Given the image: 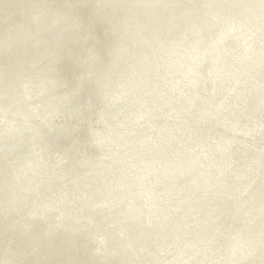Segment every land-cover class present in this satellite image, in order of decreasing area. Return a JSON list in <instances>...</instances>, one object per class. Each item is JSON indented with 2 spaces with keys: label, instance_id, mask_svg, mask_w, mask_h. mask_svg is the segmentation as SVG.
<instances>
[{
  "label": "rangeland",
  "instance_id": "1",
  "mask_svg": "<svg viewBox=\"0 0 264 264\" xmlns=\"http://www.w3.org/2000/svg\"><path fill=\"white\" fill-rule=\"evenodd\" d=\"M23 1L24 0H21V1L20 0H13V2H16L17 4H19L18 7L22 11V16H28V15H30V13L32 15H34L36 13H34L33 10H35V9L40 10V8L42 9L44 7H47V6H45L44 2H43L44 6H42V7L40 6V5H42V0H34V1L33 0H25L24 2ZM39 1L41 2V4ZM106 1L107 0H95V4H94L95 11H96L95 20L97 22V28L94 29L95 30L94 42H95V46H96L97 59H98V57L107 59V52L110 51V53H112L111 54V60H112L111 69H112V73L114 74V77H113V80L111 79V82H110V86H111V88H113V92L111 91V94H109L110 97H108V100H111L110 103L112 104V105H110V104L109 105H110V107L117 105L118 108H120V107L124 108L123 103L125 102L126 103V109H128V110H126V116H125L126 120L124 118L122 123L119 122V124H118L119 127L117 126L116 127L117 129L115 128L116 130L115 129L110 130L108 133V136H106L107 134H105L103 140L97 141V142H102V147L106 146L104 148V150L101 153H99V155H97L95 153H93L94 155L93 154H91V155H92V160L93 159L96 161L99 160V162L101 163L100 165L102 166V169L104 168L103 166H106V165L110 166V164L112 163L111 165H115V168L118 167L117 169H119V170H117L116 173L110 172L113 179H111L110 186L107 185L108 188L106 187V185H104L103 180L105 178V174L110 175V173L101 171L100 176L93 183L94 184L93 190L89 191L87 193V195L85 196V201L79 200L76 198H72L71 200H73V201H71L69 197H67L66 200L63 199V192H65V197H66L68 188L65 187L64 181L60 179V176L65 175V178L68 180L70 177L69 171H65V173H62V171H58L59 177L53 175V178L50 179L49 181H47L46 186H44L43 189H41V190H44L41 193V195L38 197H35V198H31V196H28V195H24V196L21 195L22 190H20L18 188V185H16L17 177H16L15 172L11 173L10 170L0 169L1 170L0 171L1 179H7L8 176L9 177L11 176V181L13 182V187H11V190H12L11 196H9V194L5 191L6 188H3V189L0 188V200L3 201L2 203L0 201V207H1L0 210L2 209L0 212V260H1L0 264H6V263L7 264H111V263H114V261H115V264H264V159H261L260 161L258 160L257 164L254 165V167H252L250 169H245V167H248V166L251 167L253 165H246L245 166L242 164V162L243 163L246 162L247 158L250 157V156L247 157L248 151H246L247 148L250 146V144H251V146H253L250 148H253L252 150L254 153H258L261 150L264 152V132H262L261 135H256V138L253 137V139H250V142L247 140H244L243 142L241 141L242 142V144H241L242 148L239 147V149L237 148L238 150L235 149L233 151H230L227 158L224 159V164H228L229 166L237 164V165L241 166L240 171H239L240 173H237V175L238 174L239 175H247L245 179L238 181V182H234L231 178L226 177V179L224 180L225 182L221 183V186H214L213 185V186L209 187V189L207 191V194L209 197L206 196V192H204V190H203V193L205 194V196H203V198H204L203 200L198 199L199 198L198 193H193V195H190L193 192L192 187H194V188L196 187L195 181L198 180L197 176L200 175V172L201 173L202 172L203 173L204 172H211L212 168H210V165H214L217 168L220 165V162H218L219 161L218 156L223 154L224 140L230 139V136L228 134H226V133L222 134L224 132L223 130H225L223 128L225 126L222 125L223 120H227V121H225L226 125L230 124L236 130L243 131L244 134L250 133V127H252V126L254 127V124L258 123V122H256L257 119H259L261 121L263 120L261 123H264V108H261L259 106H258V113L255 114V111L252 114L247 112L248 114L253 115V116L248 115L246 117L245 120H247L246 122H249V124H245V126H240V124L238 123L240 120V111L235 112V108L238 107L239 102H241L243 100L242 103H244L245 89L248 88L247 89L248 92H247V96H246L244 105L246 104L247 97L250 94L249 93L250 92L249 91L250 85L252 88V86L254 84L253 88L257 87L259 89L260 95L259 94H257V95L264 98V78H262V76H259L261 74V71L259 72V74H256V71L260 70L264 64V52L261 51V50H264V20H263L264 15L261 18V16H262L261 14H263V12H264V5H263L264 1L263 0L262 1L257 0L259 3V4H257L256 2L252 3L250 0H246V1L243 0V3H244V5H243L240 3L241 0H239V1L238 0H233V1L228 0L225 3L221 2L223 4V7L219 8L217 6L220 5V2L217 4L218 1L214 5V0L211 1L213 3L208 2L209 4H206L207 3V2H205L206 0H200V2H203V4H200L201 6L199 7L198 10L199 11L206 10L205 11L206 13L204 12L205 16L203 17V20L201 19L202 21L198 20V18H195V20L194 19H192V20L188 19V17H189L188 12L189 11L187 12L186 9L183 11L185 4L187 5V3H188V0H182V1L181 0L180 1L179 0H161L162 2L160 0H156V2H155V0H154V3H153V0H138L140 2L145 1L147 3H150L151 9L147 11L148 13L142 12L141 10H137L138 9L137 7H136V9H131V5L135 6V5L131 4L134 0L133 1L132 0H123V3L121 0H109L111 8H112L111 14H107ZM235 1H236V3H235ZM166 2L168 3V6H167ZM204 2L206 5L204 4ZM247 2H249V3L247 4ZM31 3H32V5H31ZM238 3H240V6L243 5V10L247 13V14L245 13V15H247L248 17L243 15L244 11H238V8H239ZM28 4H30V5H28ZM152 4L153 5L155 4V5L153 6ZM180 5H182V6H180ZM251 5H252V7H251ZM254 5L256 6V8ZM6 6L11 7L13 5L6 3ZM170 6H171V8H170ZM258 6L261 7L260 8L261 11L256 10ZM22 7L24 8V10ZM127 7H129L130 9H128ZM158 7L161 9L159 10ZM203 7H204V9H201ZM209 7L214 8V9L216 8V9H215V11H212L214 9H211ZM31 8H33V9H31ZM185 8H187V7H185ZM205 8H208V10ZM234 8L238 12L235 11ZM120 9L122 11V14L126 10H128V13L130 10V12L131 13L133 12V14L132 15H131V13L127 14L126 22L121 23L119 25V31H116V26L114 24V21H112V19L113 20L117 19V15H120ZM164 9H165V11H163ZM209 9L211 10L212 15H211V12ZM253 9H254V12H253ZM225 10H226V12H225ZM233 10H234V12H233ZM7 11H9V13H10L11 8H8ZM23 11H25V12H23ZM174 11H176V12H174ZM38 12H41V11H38ZM172 13H173V15H172ZM207 13H208V15H206ZM236 13H238V15H239L238 17L235 16ZM142 14H143V16H142ZM240 14L243 16H240ZM44 15L46 16V18H48L47 14L45 12H43V14L40 16H44ZM128 15L130 16V18ZM134 15H135L136 19H133ZM174 16H175V18H173ZM211 16L213 19L211 18ZM131 17H133V18H131ZM185 17H187V18H185ZM241 17H244V18H241ZM137 18H138V20H137ZM166 18H168V19H166ZM204 18H206V19L204 20ZM257 18H259V19H257ZM260 18H261V20H260ZM174 19H176V20H174ZM251 19H253V20H251ZM131 20H133V21L137 20V21L131 22ZM185 20H186V22H188L187 26H186V23H184ZM241 20L243 23L241 22ZM256 20H257V22L259 20V22L257 23ZM107 21H109V27L107 26ZM181 21L183 23H181ZM197 21H199L200 24H198ZM218 21L220 24L218 25V28H217L216 24ZM226 21L228 22V24L226 23ZM247 22H250V23H247ZM253 22H255V23H253ZM203 23H204V25H207V26H204ZM210 23H211V25H210ZM130 24L133 26L135 25L138 29L140 28L141 30L139 29L136 32L139 33V31H141V33L136 34V32H133L129 27ZM196 24H198V27L200 25L199 28L197 27L198 28V30H197L198 35L197 34L195 35ZM201 24H202V26H201ZM258 24L261 25V27H259ZM163 25L165 26V28H169V30H170L169 31L170 34L167 33L166 37L164 38L165 39L163 41L164 46H162V44L160 43L158 45L152 46V49L145 48L149 44H145L146 38L141 36V34L146 35V33L144 31H147V26L148 27L150 26V28H149L150 36L152 37V35H154L157 37L158 34L156 32L160 31ZM220 25H221V27H220ZM262 26H263V28H262ZM122 27H124L125 29ZM187 27L193 29V30H191L192 33ZM228 27H231V28H228ZM246 27H248V29ZM120 28L122 30H120ZM242 28H243V30H242ZM153 29H156V30H153ZM236 29H237V31H236ZM151 30L153 33L151 32ZM181 30L183 32L186 31L185 33L187 35H185V36L187 38L184 36L179 40L178 37H179V33L181 32ZM257 30H259V31H257ZM234 32H236L235 35H234ZM257 32H258V34H257ZM119 33H121L120 37H119ZM204 33H205V35H204ZM228 33H229V35H228ZM247 33H248V35H247ZM255 33H256V35H255ZM147 34H148V31H147ZM211 34H212V37H211ZM132 35H134V36H132ZM260 35H262V36H260ZM189 36L191 38H188ZM206 36H207V38H206ZM220 37H222L224 40L222 38L219 39ZM229 37H231V38H229ZM250 37H252V38H250ZM121 38H122V40H120ZM139 38H141V39H139ZM126 39L127 40L129 39L128 42L129 43L131 42L132 45L129 44ZM132 39L136 40V41H133ZM200 39H202V40H200ZM213 39H214V41H213ZM232 39H236V42L235 43L231 42ZM139 40H140V42L142 41L140 44H139ZM178 41H179V43H177ZM180 41L182 42L181 45H180ZM219 41H220V43H219ZM228 41L231 42L232 44L229 43ZM238 41H240V42H238ZM5 42L6 41H3L0 37V44L1 43L3 44ZM101 42L106 44L104 51L99 49V44ZM133 42H135V43H133ZM188 42H190L191 44H189ZM208 42L210 44H208ZM225 42H227V43H225ZM112 43H115L120 47L119 52L116 53V55H114L116 48L114 50H113V48H110V47H113ZM124 43H125V45H124ZM142 43H143V45H142ZM183 43H185V44H183ZM241 43H246V44L248 43L247 44L248 46L246 44H241ZM127 44H129V45L127 46ZM166 44H167V46H166ZM174 44H176V45H174ZM177 45H179L180 48L177 47ZM219 45H221V46H219ZM242 45H244V46H242ZM259 45H260V48H259ZM95 46H94V48H95ZM187 46H189V47H187ZM202 46H204V49L202 48ZM227 46H229V47H227ZM254 46H256V47H254ZM122 47H123V49H122ZM159 47H161V51L158 50ZM230 47H231V49H230ZM250 47H252V49H249ZM129 48H131V52H130ZM136 48H137V51L135 52ZM143 48H145V49H143ZM205 48H206V51L204 52L203 50H205ZM163 49H166V50H163ZM182 49H184L185 53L183 52ZM200 49H202V50H200ZM140 50H141V52H140ZM210 50H212V51H210ZM233 50L234 51L236 50V51L234 52ZM138 51H139V53L137 54ZM173 51L177 55H175V54L173 55ZM180 51H182V52H180ZM188 51H189V53H188ZM197 51H199V52H197ZM207 51H209V52H207ZM257 51H258V53H257ZM236 52H237V54H235ZM246 52L249 55V57L246 54ZM135 53H136V55H135ZM153 53L155 54L154 56H153ZM200 53H201V55H200ZM212 53L214 54V56L210 55ZM229 53L230 54L232 53L231 54L232 56H230ZM259 53H262V54L260 55ZM140 54H141V57H140ZM147 54L149 57L147 56ZM160 54H162L161 55L162 57L159 56ZM194 54H196L197 56ZM204 54L205 55L207 54L206 55L207 58ZM156 55H158V56H156ZM198 55H199V57H198ZM245 55H246V58H245ZM257 55H258V60H257ZM122 56H123V59H122ZM154 57L157 59H155ZM226 57H228V58H226ZM141 58L142 59L145 58V59L142 60ZM127 59H129V60H127ZM166 59L170 63L168 61H166ZM190 59H191V61H190ZM195 59L196 60L198 59V60L195 61ZM220 59L224 60L223 63H221ZM225 59H226V61H225ZM255 59L257 61H255ZM163 60L165 62H163ZM241 60H243V61H241ZM97 61L99 62V60H97ZM146 61H148V62L145 63ZM124 62H125V64H124ZM184 62L186 64L188 63V65H186ZM226 62H227V64H225V65H227V66H224V63H226ZM238 62H239V64H238ZM155 63H156V66H155ZM166 63L167 64L169 63V64L167 65ZM193 63L194 64L199 63L200 66H198L199 64H197V67H194V66H196V64L194 65ZM144 64H145V66H144ZM171 64H172V66H170ZM228 64H229V66H228ZM141 65L144 67H142ZM184 65H185V67H184ZM215 65H216V67H215ZM100 66L101 65L98 64V67H100ZM162 66H163V68H162ZM188 66H190L192 71L195 69L193 71L194 73H192V71L190 70V68H188ZM207 66H209V67H207ZM217 66H218V68H217ZM257 66H259L258 67L259 69L258 68L256 69ZM145 67H146V71H145ZM248 67H250V68L248 69ZM165 68H166V70H165ZM200 68L202 70H204V71L201 70L203 73L200 71ZM220 68H221V70H220ZM161 69H162V71H161ZM103 70L105 72L106 68H103ZM130 70L132 73L130 72ZM176 70H177V73H176ZM215 70H216V72H215ZM241 70H242V72H241ZM247 70L249 73L247 72ZM197 71H199L200 73ZM128 72H130V73H128ZM187 73H188V75H187ZM220 73H222V74H220ZM239 73H240V75H239ZM116 74H118V75L116 76ZM178 74H180V75L178 76ZM202 74H204V75H202ZM207 74L209 76H207ZM227 74L229 77H230V75H232L234 81L239 80L242 84L240 83L237 86H234V87L232 86L233 88H229L227 91H222V90H225L224 79H225V76L228 77ZM248 74H249V76H248ZM252 74H253V76H252ZM168 75H170L171 77ZM212 75L214 76V78H212L213 77ZM246 75H247V77H246ZM155 76L157 77V79L155 78ZM162 76H164V77H162ZM186 76L188 79H185ZM204 76H206L207 79H205ZM234 76L235 77L239 76L240 78L239 77L235 78ZM195 77H197V78L199 77V78L196 79ZM128 78H130V79H128ZM148 78H150V79H148ZM177 78H179V79H177ZM117 79H118V81H117ZM184 79H185V81H184ZM189 79H191L190 82H189ZM193 79H194V81H193ZM200 79H201V81H199ZM246 79H247V81H246ZM43 80L37 84V83H32L31 82L32 80L26 78L23 82L20 83L19 87L22 90V88H26L28 85L29 86L34 85V86H36L38 91L33 92V94L31 91H28V95L31 96V94H32V96H31L32 98L39 96L38 98L43 100L45 97H47V96L41 97L42 95L39 94V92L43 91V94L49 92L48 94L51 97V99H49L48 101H52L53 99H55L57 97L60 102H64L63 97L58 96L59 94L57 92L52 93L53 91H48L49 86L45 85V81L49 83V79L44 78ZM90 80H92L91 77L89 75H85L84 79H82L77 84H75L74 87H77V85L81 84V83H87ZM103 80H104V77H102V89H103V83H104ZM233 80H232V82H233ZM0 81H1V77H0ZM50 81L52 83V79H50ZM216 81H219V82L221 81L220 86H221L222 90H218V91L216 90L215 91L214 88H215V85L217 84ZM116 82H117V84H116ZM160 82H161V84H160ZM203 82L209 83V85L206 84V86H209V87L205 88L204 91L206 93L201 94V92H203V91H199L198 87H199V89H201V85L203 84ZM149 83H150V85H149ZM175 83H176V85H175ZM181 83H183V84H181ZM0 85H1V82H0ZM148 86H149V90H148ZM172 86H173V88H172ZM220 86H219V88H220ZM243 86L245 88H243ZM136 88H138V89L140 88V89L138 90ZM196 88H197V90L195 91ZM144 89H145V91H144ZM202 89H203V87H202ZM211 89H212L213 93L210 92ZM11 90L12 91H9V92L8 91H0V93H1L0 96L3 98H9L10 95H12V94L15 95L16 93H17L16 95L19 96L18 100L16 102V107L11 109L10 111L23 108V104L31 106L29 103H27V102L25 103L23 101L24 95L27 93V91H13V89H11ZM178 90H180V91L178 92ZM140 91H141V93H140ZM168 91H170V92H168ZM190 91H191V93L193 92L194 94L193 93L191 94ZM232 91L234 93L235 98H233V99L229 98L228 99L226 97V95H224V94L228 93V95H229ZM36 92H38V94ZM79 92L80 93L78 94V96L76 95L77 101L75 100V101H73V103L71 101L70 104L71 105L72 104H74V105H86L90 109L80 110L79 115H78L76 120L68 119V118L66 119L67 125L68 124L71 125L73 123H76V124H78V126L81 127L78 131L74 132V134L72 135L73 140H71L68 144L75 146L77 150L80 149V151L82 153H84V155L86 156L88 154V152L90 154L89 146H88V149L86 147L91 142V140H90L91 135H88V134L91 132H94V131L99 132V130H100L99 128H101V126L99 125L98 118L100 116H102V114H104L105 109L100 107V103H101L99 101L100 97H97L95 94H91L92 91H79ZM219 92L221 93L222 97L219 95L220 94ZM241 92H243L244 94H241ZM153 93H155V94H153ZM179 93H180V95H179ZM183 93L187 96V98H186V96L183 95ZM222 93L224 96L222 95ZM72 94L75 95L72 91H70L68 93V95L66 96V100H67L66 102H68V99L70 98V96ZM168 94L172 95V96H168ZM190 94L193 97H191ZM195 94H197V95H195ZM153 96H156V97H153ZM119 97H120V101H119ZM159 97L162 100L158 99ZM170 97H173V98L171 99ZM175 97L177 100L176 99L174 100ZM178 97L183 99V101L182 100L180 101V98H178ZM209 97H211V98L213 97V98L210 99ZM237 97H239V99ZM10 98H12V97H10ZM21 98H22V100H20ZM219 98H221V100ZM124 99H126V101H124ZM127 99H129V100H127ZM200 99H201V101H200ZM234 99L236 100V102ZM230 100H234V103L229 104ZM150 101H152V102H150ZM159 101L160 102L162 101V102L158 105L157 102H159ZM22 102H24V103H22ZM45 102L46 101L41 102L40 105H42V107L46 106L43 108H46L50 111L57 110L58 108H61V106H62V105L60 106L56 103L55 104H51V103L48 104L47 103L48 104L47 105ZM132 102H134V103H132ZM141 102H142V104H141ZM172 102H174V103H172ZM164 103H165V106L163 105ZM168 103H169V105H168ZM191 103L192 104L195 103L198 106H196L194 104H193L194 105L193 106V105H191ZM171 104H172V106H171ZM185 104L188 105V107L190 109H192V112L189 108L186 109L187 106L185 107ZM208 104H211V105H208ZM133 105H135V106H133ZM154 105H155V107H154ZM224 105H228V106L232 107L233 118L229 119V118H227V116L225 114L226 118L223 119V117H222L223 116V109L222 108L224 107ZM191 106H193V107H191ZM205 106L208 107L209 109H204V108H206ZM217 106H219L220 108ZM35 107H41V106H35ZM148 107H151L152 109L148 108ZM157 107H158V109H157ZM168 107H169V109H168ZM182 107H183V109H182ZM210 108L212 110L215 108L216 110L214 109V111H212ZM1 109H3V108H1ZM139 109H141L139 111V112L142 111L141 113L138 112ZM177 109H178V112H177ZM218 109H220V110H218ZM6 110H8V108L3 109L2 111H6ZM147 110H149V112ZM217 110L219 112V115H216V113H215V111H217ZM25 111H30V110L28 109ZM150 111H152V112H150ZM154 111H156V112H154ZM180 111H185V112H182V114H180L181 113ZM197 111H199V112H197ZM143 112L145 113L144 114L145 116L142 115ZM147 112L149 115L147 114ZM208 112H209V114H208ZM132 113H134L133 116H132ZM175 113L177 115H174ZM210 113H212L213 115H211ZM236 113H238V114L236 115ZM150 114H152V115H150ZM155 114H158L160 117L156 116ZM165 114L168 115L166 117L167 120H165L166 118H164ZM147 115L149 116V118ZM161 115H163V116H161ZM215 115H216V117H215ZM37 116L40 117V119H43L41 113ZM170 116H172V117H170ZM185 116H186V118H179V117H185ZM209 116H211V117H209ZM16 117L21 118L22 117L21 113L17 114ZM132 117H134L135 119ZM144 118H148V119H145V121L143 122ZM172 118L174 120H172ZM207 118H213L214 119L213 127L218 126L217 129L222 130V132H220L219 130H216V129L214 130V132H212L213 129L209 130L208 124L210 126H212V122L209 123ZM219 118H221L222 120ZM118 119H119V117H118ZM152 119L154 120V122H151V121H153ZM161 119L163 122L161 121ZM176 119H177V121H176ZM180 119H181V121H180ZM198 119H199V121H198ZM235 119H236V121H235ZM139 120H140V122H139ZM147 120H149V123L147 122ZM164 120H165V122H164ZM169 120H170L171 126L169 125ZM187 120H189L188 123H187ZM216 120L218 121V123ZM54 121L58 123V120H54ZM179 121H180V123H179ZM195 121H197V122H195ZM215 121H216V123H215ZM10 122H12V124ZM155 122H157L158 124ZM181 122L183 123V125ZM194 122L196 123L195 125H194ZM8 123L11 126L6 127V130L8 129L7 131L13 130V132L18 133L19 131L17 132V127H18V130H20L21 127L23 129V127H24L22 125L23 123L20 124L21 126L19 125L17 127H14L17 123L13 119H12V121L11 120L8 121ZM141 123H142V126H140ZM162 123L164 124L165 127L163 126ZM186 123H187V127H186ZM148 124H150V125H148ZM166 124L169 125L170 127H172V130L168 129V126ZM214 124H216V125H214ZM196 125L197 126L200 125L201 127H205V125L207 126L206 127L207 131L209 130V132L211 133V134L209 133L208 138H206L204 136V132L202 131L203 129H201V131H199V129L196 130V127H197ZM260 125L262 126L264 124H260ZM123 126H124V129H123ZM132 126H133V128L131 129ZM135 127H136V129H135ZM141 127H143V128L141 129ZM179 127L181 128V131H180ZM166 128H167V130H166ZM174 128L176 129L177 132H174L175 131ZM244 128H245V130H244ZM247 128H249V129H247ZM119 129L122 132L119 131ZM186 129H187V131H186ZM133 130L134 131L136 130V131L134 132ZM139 130H140V132H139ZM146 130H148V132ZM162 130H164V131L162 132ZM116 131H117V133H116ZM179 131H180V133H179ZM119 132L121 133V135ZM168 132L170 133L169 134V140L171 138V142L165 138L166 136L168 137ZM171 132L174 133L175 135L171 134ZM216 132L218 133V138L215 137ZM154 133H155V135H154ZM183 133H185V134H183ZM190 133H192V134L190 135ZM194 133H195V135H194ZM199 134H200V136H199ZM101 135H100V137H101ZM210 135H211V137H210ZM194 136H196V137H194ZM198 136H199V138H197ZM1 137L2 136H0V138ZM184 137H186V139ZM202 137H204V138H202ZM212 138L214 139V141H213V143H210V140ZM61 139H63V136ZM119 139H121V140H119ZM176 139L178 141H176ZM1 140H2V138H1ZM160 140L162 142H160ZM190 140H192V141H190ZM235 140H237V139L235 138ZM189 141L191 143V146H190L191 148L187 146L188 149H186L185 145H187ZM61 142L64 143L65 141H61ZM207 142H209V143H207ZM238 142H240L239 139H238ZM164 143H165V145H164ZM110 144H112V145L110 146ZM174 144L177 147V148L175 147V152L169 151V154L166 153V155H164L165 154L164 152L163 153L160 152L161 148H163L164 146L171 148L172 145H174ZM258 144H260V145H258ZM135 146L138 148H136ZM147 146H149V147L147 148ZM151 146H152V148H151ZM44 147H46V146L44 145ZM182 147H184V148H182ZM195 147L198 149H196ZM59 148H63L62 145H60ZM59 148L57 149L58 150L57 152H58V155L61 156L59 158V160L61 161L63 158V155H60ZM114 148H115V152H114ZM244 148H246V149H244ZM157 149H159V152ZM207 149H209L210 151ZM129 150H131V151H129ZM148 150H149V152H147ZM156 150H157V152H156ZM190 150H192V152ZM239 150H241V151H239ZM124 151H127V152H124ZM212 152L214 154H212ZM126 153H128V155L130 154L129 157L131 156V158H132L131 159L132 161L131 160L128 161L127 168H126V160H124V159H126L125 157L128 156ZM140 153H141V155H140ZM144 153H145V155H144ZM158 153H160V154H158ZM195 154H197V155H195ZM174 155H176V156H174ZM180 155H183V157ZM120 156H121V159H119ZM107 157H108V159H107ZM150 157L152 159H150ZM154 157H155V159H154ZM188 157H189V159H187ZM244 157H245V159H244ZM192 158L194 161L192 160ZM127 159H128V157H127ZM170 159H172V160H170ZM151 160L154 161L155 163H157V164H155L156 165L155 171H159V172L163 171L164 173H168L169 170H171V173H169L168 175L164 174V175H166V177L164 175L158 174V172H156L153 175L152 180H151V185H156V189H157L156 190V201L154 203L151 202V195L148 196V193H147V188L149 185L148 182H149V179L151 178V174H150L151 170L150 169L153 168V165H150L152 162ZM175 161H177V162H175ZM108 162H109V164H108ZM141 162H146V163H144L145 164L144 165ZM161 162H163V163H161ZM165 162H167L168 165H166ZM119 165H120V168H119ZM190 165H192V166H190ZM141 166L142 167L144 166V167L142 168ZM165 166L166 167L168 166L167 169ZM183 166L185 169L183 168ZM164 168L166 169V171ZM172 168H174V169H172ZM129 169L131 170V172L129 171ZM202 169H205V170H202ZM49 171L53 173L54 170H49ZM135 171H137V172H135ZM218 171H220V169ZM221 171L222 172L220 175H222V173L225 172L226 170L225 171L221 170ZM129 173H130V175H129ZM138 174H139V176H137ZM180 174H185V176L182 175L184 178ZM189 174L191 175V177ZM120 176H121V178H120ZM131 177H133V178L131 179ZM211 177H213L215 179L217 178V180L220 178V176L217 177L216 175L215 176L211 175ZM128 178H129V180H128ZM207 178H208V175L204 174L202 176L201 180L204 182H207L208 181ZM126 179H127V181H125ZM193 179H195V181H193ZM163 180L166 182H164ZM180 180L181 181L183 180V181L181 182ZM184 180L189 181L188 182L189 188L184 186V182H185ZM18 181H19V179H18ZM137 181H139V182H137ZM141 181H143V182H141ZM158 181H160L159 184H158ZM167 183H169L171 187L173 185L174 186L171 188ZM158 185L159 186L162 185V186L159 187ZM177 185L180 187H178ZM91 187H92V185H91ZM112 188H113V190H111ZM128 188H129V191H128ZM177 188H179L180 190H178ZM144 189H145V191H144ZM158 189L159 190L161 189V190L158 191ZM183 190H184V192H183ZM114 191H119L116 193V197L114 200L115 209L112 208V210H109V204L111 201V195L110 194H112ZM122 191H126V192H122ZM134 191H136V192H134ZM173 191L175 193H173ZM15 192H17L16 193L17 195L15 194ZM103 192H104V194H103ZM107 192H108L107 199L106 200H99L100 197L106 198ZM140 192H141V194H139ZM160 192H162V193L160 194ZM169 193L171 195H174V196H171ZM176 193L177 194L179 193L178 198H175ZM4 194H5V196H4ZM13 194H15V195H13ZM76 194H78V193H76ZM117 194L120 196H118ZM163 194H164V197H163ZM121 195H123L124 197L123 196L121 197ZM140 195H141V197H140ZM181 195H183V197ZM157 196H159V197H157ZM160 196L163 197L165 200L163 198H161ZM138 197L141 200H139ZM200 198H202L201 195H200ZM74 199H76V200H74ZM158 199L161 200V202H159ZM196 199H197V201H196ZM211 199H212V201H211ZM5 201H6V203L4 204ZM118 201H119V203H118ZM131 201H132V203H131ZM137 201H139L138 203L140 205L137 203ZM175 201H177V203L179 201V203L176 204V203H174ZM191 201L192 202L194 201L193 204H195L197 206V209H199V207L201 206L200 202L204 201L202 203V206L199 209L200 211L199 210L197 211L198 214L194 215V217L192 216L193 218L189 219L190 220L189 225L187 224V226H185V228L183 230L180 231L178 227H172V221H170V219L175 214H173V213L171 214V211L177 209V207H179V205L181 203L187 204ZM7 202H9V204ZM120 203H121V205L123 203L125 206L124 205L121 206ZM117 204H118V206H117ZM131 204H133V205H131ZM144 204H145V206H144ZM168 204H170V205H168ZM141 205H142V207H141ZM148 205H150V206H148ZM133 206H135V207L131 208ZM155 206H156V208L153 209L154 210V213H153V210H151V208H153ZM100 207L107 208L106 209L107 212L105 211V209L100 211L98 209ZM124 207L127 208V211H126V208H124ZM142 208H144V209H142ZM158 208L160 210H157ZM10 209L13 211H11ZM131 209L134 211H132ZM161 209H162V211H161ZM117 210H119V212ZM143 210L144 211L146 210V211L143 212ZM8 211H10V212H8ZM25 211H26V213H25ZM114 211L117 212V214H115ZM112 212H114V213L112 214ZM155 212L157 215L158 214L159 215L162 214V215L161 216L148 217L149 215L155 214ZM2 213L5 214V216L2 215ZM9 213H10V215H9ZM110 213L112 215H110ZM143 213H145V214H143ZM13 214H15V215H13ZM30 215L32 216L31 219H30ZM133 215H134V217H133ZM142 215H144V216L141 217ZM167 218H169V221ZM4 219H5V221H4ZM115 219L120 220V221L116 222ZM141 219H142V221H141ZM145 220L146 221L150 220V223H149V221L145 222ZM5 222H7V223H5ZM109 222H110V224H109ZM135 222H137V223H135ZM170 222H171V224H170ZM10 223H11L12 227H11ZM154 223L157 225H154ZM166 224H168V225H166ZM120 225H122V227ZM150 225H151V228L149 230L148 227H150ZM165 226H167V228ZM6 227L9 229H7ZM141 227L143 228V231L141 232L142 236H139V234H138L139 228H141ZM137 228H138V230H137ZM168 228L170 231H168ZM3 230H6V231H3ZM129 230H130V233H129ZM168 232H171V233H168ZM4 234H6V235H4ZM131 235H132V237H131ZM112 236H114V237H112ZM160 238H161V240H160ZM132 240H134V241H132ZM117 242H118V245H117ZM128 242H129V244H128ZM161 242H162V244H161ZM111 244L113 246H111ZM124 245H125V247H124ZM52 247L54 249L55 248H57V249L54 250ZM109 247H110V249H109ZM118 247H119V249H118ZM123 249H124V251H123ZM112 250H113V252H112ZM121 250L123 252H121ZM54 252H56L57 255ZM116 252H118V253H116ZM46 253H48V254H46ZM53 253H54V255H53ZM116 257H117V259H116Z\"/></svg>",
  "mask_w": 264,
  "mask_h": 264
},
{
  "label": "water",
  "instance_id": "2",
  "mask_svg": "<svg viewBox=\"0 0 264 264\" xmlns=\"http://www.w3.org/2000/svg\"><path fill=\"white\" fill-rule=\"evenodd\" d=\"M107 1L109 2V0ZM107 1L106 11L107 14H111L112 8L110 2L108 3ZM121 1L123 3V0ZM7 2L13 6L7 7ZM43 2L47 7L40 8V10H33L34 13H36L34 15L30 14L28 16H22V11L18 7L19 4L13 2V0H0V37L2 40L6 41L5 43L0 44V82H2L0 85V91H11V89H13V91H27L24 95L23 101L31 105H23V108L9 111L16 107V102L18 100L17 93L15 95H10L9 98L0 97V107L3 109L8 108L6 111H2L0 108V136H2V140L0 141V169L10 170L11 173L15 172L18 188L22 190L21 195H28L31 196V198L40 196L44 191L41 189L46 186V182L52 179L53 175L58 176V171H62V173L69 171L70 177L68 180L65 178V175L60 176V179L65 183V187L68 188L66 197L65 192H63V199L66 200V198L69 197L70 200L76 198L85 201V196L89 191L93 190V183L100 176L101 171L112 173H116L117 171V167L115 168V165L111 164L109 167L103 166L104 168L102 169V166L100 165L101 163L94 159L92 160L91 154L95 153L99 155V153L104 150L105 146L102 147V142L97 141L103 140L105 134H108L110 130L115 129L119 122L124 120L126 116V103L124 102V108H118V106L110 107L109 105L111 100H108L107 95L111 94V91H113L110 82L114 77L111 69L112 53H110V51L107 52V59L99 57L97 59L94 42V29L97 28V22L95 20L96 11L94 7L95 0H44L42 1L41 7L44 6ZM251 2H257L258 4L257 0H251ZM241 4H243V0H241ZM8 8H11L10 13L7 11ZM257 10L261 11L259 6L257 7ZM43 12H46L48 18L40 16ZM129 13L128 10H126L122 14L120 9V15H117V19H112L116 26V31H119V25L121 23L126 22V16ZM131 14H133V12ZM219 24L218 21L216 25L218 26ZM107 26L109 27V21H107ZM231 42L235 43L236 39H233ZM105 45L106 44L101 42L99 44V49L104 51ZM112 45L113 47L110 48H113V50L116 48L114 53V55H116L120 47L115 43H112ZM250 49H252V47H250ZM97 60H99V62ZM98 64L101 66L98 67ZM198 66H200V64ZM103 68H106L105 72ZM260 71L261 74L259 76L263 77L264 66L256 71V74H259ZM85 75H89L92 80L87 83L78 84L77 87H74L75 84L84 79ZM102 77H104L103 89ZM26 78L32 80V83L37 84L44 78L49 79V83L45 81V85L49 86L48 91H54L52 93L57 92L59 94L58 96H62L65 102H60L57 97L52 101H48L51 97L48 93L43 94V91L39 92V94L42 95L41 97L47 96L43 100L38 97L32 98L31 96L33 92L37 91L36 86H27L26 88H22V90L19 87L20 83ZM50 79H52V83ZM224 80L225 91H227L228 88H232V86H237L241 83L239 80L234 81L232 75H230V77L225 76ZM220 85L221 82L217 81L215 91L222 90L219 88ZM202 87L203 90H205L206 84L204 82L201 88ZM203 90L199 89V91ZM28 91H32L31 96L28 95ZM70 91L75 95L72 94L68 99V102H66V96ZM79 91H92L91 94L100 97V107L105 109L104 114L98 118L99 125L101 126L99 132L94 131L88 134L91 135V142L86 147L88 149L89 146L90 154L88 152L86 156L80 151V149L77 150L75 146L68 144L73 140L72 135L74 132L78 131L81 127L76 123L67 125L66 119L76 120L80 110L90 109L86 105L70 104L71 101L72 103L75 100L77 101L76 95L80 93ZM201 93L204 94L205 91ZM241 94L244 93L241 92ZM224 95H226L228 99H232L234 93L231 92L229 95L228 93H225ZM234 100H230L229 104L234 103ZM44 101H46V104L56 103L62 105V107L50 111L43 108L46 106L42 107V105H40V103ZM124 101H126V99H124ZM258 106L264 108L263 97L256 98L248 108L245 107L244 103L239 102L238 107L235 108V112L240 111V126L249 124V122L245 121L248 116L247 111L251 110V113L255 111L256 114L258 113ZM28 109L30 111H24ZM20 113L22 117H16V115ZM40 113L43 119H40V117L37 116ZM215 113L216 115H219L218 111H215ZM225 114L227 118H233L231 106L224 105L223 119L226 118ZM12 119L17 123L15 127L22 123L25 127H23L18 133L7 131L6 127L11 126L8 121H12ZM54 120H58V123ZM225 121L227 120H223L222 124L225 126L223 133L228 134L230 139L224 140L223 154H221L222 156H218L220 161L218 168L214 167V165H210V168H212L211 172H202L197 176L198 180L195 181L196 187H192V194L199 193V199L200 195L202 199L203 196H205L203 190L206 192V196L209 197L207 194L209 187L213 185L221 186V183L225 182L224 180L226 177L231 178L234 182L246 178L247 175H237V173H240L241 166L237 164L231 166L224 164V159L227 158L230 151L235 149L238 150L239 147L242 148L241 144L244 140L250 142V139H253V137L256 138V135H261V133L264 132L263 127L257 129L256 132L244 134L240 130H235L232 125H226ZM208 122L214 123V119L209 118ZM194 124L196 123L194 122ZM217 128L218 126L213 127L208 124V129H213V131L215 129L219 130ZM197 129L200 131L203 129L204 136L208 138L210 132L209 130L207 131L206 126L201 127L198 125L196 127V130ZM219 131L222 132V130ZM62 136L63 139H61ZM215 137L218 138L217 132ZM165 138L169 140V133L168 137L166 136ZM235 138L237 140H235ZM238 139L240 142H238ZM61 141L65 142L62 143ZM210 143H213V141L210 140ZM60 145H62L63 148H59ZM187 146H191L190 141L185 145L186 149ZM175 147V144L172 145L171 148L164 146L161 148L160 152H164V155H166L168 151L175 152ZM250 147L253 146L250 144L246 150L248 151L247 157H250L247 158L246 162H242V164L245 166H253L245 167V169L254 167L258 160L260 161L261 159H264V152L262 150L258 153H254L252 150L253 148ZM58 148L60 155H63L61 161L59 160L61 156H59L57 152ZM131 159L132 158L130 157L128 159L126 157V168L128 161ZM219 169L226 171L220 175L221 171H218ZM49 170L54 171L52 173ZM204 174L208 175L207 182L201 180ZM180 175L182 176L185 174ZM211 175H216L217 177L220 176V178L217 180L211 177ZM111 179H113L111 173L110 175L105 174L103 180L104 185L110 186ZM0 184V188H6L5 191L11 196V187L13 186L11 176L7 179H1L0 177ZM167 184L169 185V183ZM107 194L108 192L106 193V199L108 197ZM178 196L179 193L176 194L177 198ZM202 203L203 202H200V204ZM98 209L102 211L107 208L100 207ZM31 218L32 216H30V219ZM150 228L151 225L148 229L150 230Z\"/></svg>",
  "mask_w": 264,
  "mask_h": 264
},
{
  "label": "bare ground",
  "instance_id": "3",
  "mask_svg": "<svg viewBox=\"0 0 264 264\" xmlns=\"http://www.w3.org/2000/svg\"><path fill=\"white\" fill-rule=\"evenodd\" d=\"M20 1H21V0H20ZM24 1H25V0H24ZM24 1H23V2H24ZM33 1H34V0H33ZM42 1H43V0H42ZM132 1H133V0H132ZM160 1H161V0H160ZM179 1H180V0H179ZM181 1H182V0H181ZM211 1H212V0H206L205 2H207L206 4H209L208 2H211ZM217 1H218V2H217ZM226 1H228V0H214V5H215L216 2H217V4L220 2V5H218L217 7L222 8V7H223V4H222L221 2L225 3ZM232 1H233V0H232ZM238 1H239V0H238ZM245 1H246V0H245ZM250 1H251V0H250ZM18 2H19V1H18ZM36 2H37V1H36ZM39 2H40V1H39ZM127 2H128V1H127ZM149 2H150V1H149ZM155 2H156V0H155ZM161 2H162V1H161ZM205 2H204V4H205ZM259 2H260V1H259ZM7 3H8V2H7ZM25 3H26V2H25ZM28 3H29V2H28ZM130 3H131V2H130ZM130 3H129V4H130ZM153 3H154V0H153ZM166 3H167V2H166ZM176 3H177V2H176ZM186 3H187V2H186ZM211 3H213V2H211ZM235 3H236V1H235ZM235 3H234V4H235ZM240 3H241V2H240ZM240 3H238V6H239V8L237 7V8H238V11H244V10H243V5H244V3H243V5H241V6H240ZM248 3H249V2H247V4H248ZM256 3H257V2H256ZM40 4H41V2H40ZM131 4L135 5V6H132V5H131V9H136V7H137V8H138L137 10H141L142 12H147L148 10L151 9V7H150V3H147V2H145V1H143V2L141 1V2H140V1H138V0H134ZM162 4H163V3H162ZM177 4H178V3H177ZM177 4H176V5H177ZM200 4H203V2H200V0H188L187 5L185 4V7H187V8L184 7V9H183V11H184L185 9H186L187 12L189 11V12H188V13H189V14H188V16H189L188 19H190V20L194 19V20H195V18H198V20H200V21L203 20V17L205 16L204 12H205L206 10L199 11L198 9H199V7L201 6ZM206 4H205V5H206ZM228 4H229V3H228ZM258 4H259V3H258ZM28 5H30V4H28ZM31 5H32V3H31ZM152 5H153V4H152ZM154 5H155V4H154ZM154 5H153V6H154ZM165 5H166V4H165ZM182 5H183V4H182ZM182 5H180V6H182ZM210 5H211V4H210ZM24 6H25V5H24ZM24 6H23V7H24ZM40 6H41V5H40ZM167 6H168V3H167ZM178 6H179V5H178ZM183 6H184V5H183ZM207 6H208V5H207ZM235 6H236V5H235ZM245 6H246V5H245ZM248 6H249V5H248ZM254 6H255V5H254ZM254 6H253V7H254ZM23 7H22V8H23ZM94 7H95V6H94ZM129 7H130V6H129ZM129 7H127V8L130 9ZM156 7H157V6H156ZM160 7H161V6H160ZM212 7H213V6H212ZM251 7H252V5H251ZM158 8H159V7H158ZM162 8H163V7H162ZM164 8H165V7H164ZM170 8H171V6H170ZM179 8H180V7H179ZM209 8H211V7H209ZM244 8H245V7H244ZM255 8H256V6H255ZM255 8H254V9H255ZM260 8H261V7H260ZM31 9H33V8H31ZM37 9H38V8H37ZM160 9H161V8H159V10H160ZM201 9H204V7L201 8ZM205 9L208 10V8H205ZM211 9H214V8H211ZM215 9H216V8H215ZM215 9L212 10V11H215ZM217 9H218V8H217ZM234 9H235V8H234ZM254 9H253V12H254ZM7 10H8V9H7ZM23 10H24V8H23ZM209 10H210V9H209ZM229 10H230V9H229ZM229 10H228V11H229ZM249 10H250V9H249ZM256 10H257V9H256ZM25 11H26V10H25ZM25 11H23V12H25ZM30 11H31V10H30ZM30 11H29V12H30ZM157 11H158V10H157ZM161 11H162V10H161ZM163 11H165V9H164ZM181 11H182V10H181ZM183 11H182V12H183ZM221 11H222V10H221ZM235 11H237V10L235 9ZM238 11H237V12H238ZM246 11H247V10H246ZM8 12H9V11H8ZM26 12H27V11H26ZM139 12H140V11H139ZM139 12H138V13H139ZM149 12H150V11H149ZM174 12H176V11H174ZM174 12H173V13H174ZM182 12H181V13H182ZM210 12H211V10H210ZM225 12H226V10H225ZM225 12H224V13H225ZM233 12H234V10H233ZM45 13H46V12H45ZM130 13H131V12H130ZM147 13H148V12H147ZM159 13H160V12H159ZM173 13H172V15H173ZM178 13H179V12H178ZM178 13H177V14H178ZM205 13H206V12H205ZM231 13H232V12H231ZM245 13H246V12L244 11V14H243V15H245ZM259 13H260V12H259ZM27 14H28V13H27ZM30 14H31V13H30ZM42 14H43V13H42ZM140 14H141V13H140ZM149 14H150V13H149ZM156 14H157V13H156ZM169 14H170V13H169ZM215 14H216V13H215ZM218 14H219V13H218ZM241 14H242V13H241ZM241 14H240V16H243V15H241ZM246 14H247V13H246ZM260 14H261V13H260ZM263 14H264V13H263ZM31 15H32V14H31ZM131 15H132V14H131ZM138 15H139V14H138ZM154 15H155V14H154ZM181 15H182V14H181ZM206 15H208V13H207ZM211 15H212V12H211ZM231 15H232V14H231ZM233 15H234V14H233ZM261 15H262V14H261ZM44 16H45V15H44ZM128 16H129V15H128ZM142 16H143V14H142ZM157 16H158V15H157ZM184 16H185V15H184ZM213 16H214V15H213ZM235 16L238 17V16H239L238 13H236ZM245 16H247V15H245ZM45 17H46V16H45ZM133 17H134V18H133ZM133 17H131V18L136 19V18H135V15H134ZM214 17H215V16H214ZM216 17H217V16H216ZM220 17H221V16H220ZM226 17H227V16H226ZM247 17H248V16H247ZM262 17H263V15L261 16V18H262ZM126 18H127V16H126ZM129 18H130V16H129ZM145 18H146V17H145ZM158 18H159V17H158ZM160 18H161V17H160ZM173 18H175V16H174ZM185 18H187V17H185ZM211 18H212V16H211ZM211 18H210V19H211ZM223 18H224V17H223ZM231 18H232V17H231ZM241 18H244V17H241ZM252 18H253V17H252ZM261 18H260V20H261ZM166 19H168V18H166ZM176 19H177V18H176ZM176 19H174V20H176ZM201 19H202V20H201ZM205 19H206V18H204V20H205ZM207 19H208V18H207ZM212 19H213V18H212ZM221 19H222V18H221ZM232 19H233V18H232ZM234 19H235V18H234ZM257 19H259V18H257ZM127 20H128V19H127ZM137 20H138V18H137ZM137 20H134V21H137ZM224 20H225V19H224ZM238 20H239V19H238ZM244 20H245V19H244ZM251 20H253V19H251ZM263 20H264V19H263ZM134 21L131 20V22H134ZM150 21H151V20H150ZM158 21H159V20H158ZM161 21H162V20H161ZM164 21H165V20H164ZM230 21H231V20H230ZM235 21H236V20H235ZM248 21H249V20H248ZM129 22H130V21H129ZM171 22H172V21H171ZM175 22H176V21H175ZM175 22H174V23H175ZM189 22H190V21H189ZM193 22H194V21H193ZM197 22H198V24H200L199 21H197ZM209 22H210V21H209ZM241 22H242V20H241ZM256 22H257V20H256ZM258 22H259V20H258ZM258 22H257V23H258ZM135 23H136V22H135ZM141 23H142V22H141ZM152 23H153V22H152ZM176 23H177V22H176ZM176 23H175V24H176ZM178 23H179V22H178ZM181 23H183V22L181 21ZM184 23H186V26H187V23H188V22H186V20H185ZM226 23L228 24L227 21H226ZM233 23H234V22H233ZM233 23H232V24H233ZM242 23H243V22H242ZM247 23H250V22H247ZM247 23H246V24H247ZM253 23H255V22H253ZM143 24H144V23H143ZM143 24H142V25H143ZM164 24H165V23H164ZM198 24H196V27H195V29H196V30H195V35L197 34V32H198L197 30H198V28L200 27V25H199V27H198ZM206 24H207V23H206ZM213 24H214V23H213ZM237 24H238V23H237ZM125 25H126V24H125ZM136 25H137V24H136ZM138 25H139V24H138ZM147 25H148V24H147ZM167 25H168V24H167ZM180 25H181V24H180ZM194 25H195V24H194ZM203 25H204V23H203ZM210 25H211V23H210ZM214 25H215V24H214ZM238 25H239V24H238ZM258 25H259V24H258ZM134 26H135V25H134ZM134 26L131 25V24H130V26H129L130 29H131L133 32H136V31H138V30L140 29V28L138 29L136 26H135V27H134ZM144 26H145V25H144ZM144 26H143V27H144ZM163 26H164V25H163ZM163 26H162L163 29L161 28V30L158 31L159 33L156 32V33L158 34L157 37L154 36V35H152L153 38H152V37L150 36V34H149V32H150V31H149L150 26H149V27L147 26L148 34H147V31H144V32L146 33V35H145V34H144V35L141 34V36H143L144 38H146V43H145V44H149V45H147V47H145V48H147V49H152V46H154V45H158V44H160V43L162 44V46H164V43H163V41L165 40L164 38L166 37L167 33H169L170 30H169V28H165V26H164V27H163ZM174 26H175V25H174ZM201 26H202V24H201ZM204 26H207V25H204ZM223 26H224V25H223ZM226 26H227V25H226ZM226 26H225V27H226ZM233 26H234V25H233ZM242 26H243V25H242ZM242 26H241V27H242ZM250 26H251V25H250ZM250 26H249V27H250ZM255 26H256V25H255ZM143 27H142V28H143ZM197 27H198V28H197ZM208 27H209V26H208ZM220 27H221V25H220ZM259 27H261V25H259ZM259 27H258V28H259ZM122 28H124V27H122ZM156 28H157V27H156ZM175 28H176V27H175ZM180 28H181V27H180ZM187 28H188V27H187ZM193 28H194V27H193ZM211 28H212V27H211ZM217 28H218V26H217ZM228 28H231V27H228ZM233 28H234V27H233ZM246 28L248 29V27H246ZM250 28H251V27H250ZM262 28H263V26H262ZM262 28H261V29H262ZM124 29H125V28H124ZM130 29H129V30H130ZM188 29H189L190 31L193 30V29H191V28H188ZM234 29H235V28H234ZM234 29H233V30H234ZM252 29H253V28H252ZM121 30H122V29H121ZM140 30H141V29H140ZM153 30H156V29H153ZM205 30H206V29H205ZM205 30H204V31H205ZM242 30H243V28H242ZM242 30H241V31H242ZM253 30H254V29H253ZM123 31H124V30H123ZM187 31H188V30H187ZM217 31H218V30H217ZM236 31H237V29H236ZM257 31H259V30H257ZM127 32H128V31H127ZM151 32H152V30H151ZM185 32H186V31H185ZM185 32H183L182 30H181L180 33L178 32V33H179V37H178L179 40H180L182 37H184L185 35H187ZM232 32H233V31H232ZM232 32H231V33H232ZM116 33H117V32H116ZM137 33H138V32H136V34H137ZM140 33H141V31H139L138 34H140ZM152 33H153V32H152ZM191 33H192V31H191ZM193 33H194V32H193ZM214 33H215V32H214ZM223 33H224V32H223ZM235 33H236V32H234V35H235ZM244 33H245V32H244ZM120 34H121V33H120ZM122 34H123V33H122ZM169 34H170V33H169ZM199 34H200V33H199ZM224 34H225V33H224ZM245 34H246V33H245ZM257 34H258V32H257ZM260 34H261V33H260ZM177 35H178V34H177ZM197 35H198V34H197ZM204 35H205V33H204ZM216 35H217V34H216ZM226 35H227V34H226ZM228 35H229V33H228ZM247 35H248V33H247ZM255 35H256V33H255ZM262 35H263V34H262ZM262 35H260V36H262ZM103 36H104V35H103ZM132 36H134V35H132ZM200 36H201V35H200ZM202 36H203V35H202ZM218 36H219V35H218ZM223 36H224V35H223ZM231 36H232V35H231ZM251 36H252V35H251ZM97 37H98V36H97ZM123 37H124V36H123ZM174 37H175V36H174ZM185 37H186V36H185ZM193 37H194V36H193ZM197 37H198V36H197ZM211 37H212V34H211ZM216 37H217V36H216ZM240 37H241V36H240ZM245 37H246V36H245ZM245 37H244V38H245ZM126 38H127V37H126ZM131 38H132V37H131ZM169 38H170V37H169ZM186 38H187V37H186ZM188 38H191V37L189 36ZM206 38H207V36H206ZM206 38H205V39H206ZM221 38H222V37H220L219 39H221ZM229 38H231V37H229ZM237 38H238V37H237ZM250 38H252V37H250ZM258 38H259V37H258ZM260 38H261V37H260ZM135 39H136V38H135ZM139 39H141V38H139ZM184 39H185V38H184ZM202 39H203V38H202ZM202 39H200V40H202ZM205 39H204V40H205ZM222 39H223V38H222ZM239 39H240V38H239ZM121 40H122V39H121ZM126 40H127V39H126ZM132 40H133V39H132ZM182 40H183V39H182ZM191 40H192V39H191ZM223 40H224V39H223ZM229 40H230V39H229ZM232 40H233V39H232ZM241 40H242V39H241ZM257 40H258V39H257ZM261 40H262V39H261ZM3 41H4V40H3ZM128 41H129V39L127 40V42H128ZM133 41H136V40H133ZM170 41H171V40H170ZM208 41H209V40H208ZM213 41H214V39H213ZM226 41H227V40H226ZM244 41H245V40H244ZM244 41H243V42H244ZM246 41H247V40H246ZM258 41H259V40H258ZM119 42H120V41H119ZM124 42H125V41H124ZM141 42H142V41H141ZM141 42H140V40H139V44H140ZM153 42H154V43H153ZM193 42H194V41H193ZM205 42H206V41H205ZM221 42H222V41H221ZM228 42H229V41H228ZM238 42H240V41H238ZM250 42H251V41H250ZM128 43H129V42H128ZM133 43H135V42H133ZM168 43H169V42H168ZM175 43H176V42H175ZM177 43H179V41H178ZM177 43H176V44H177ZM181 43H182V42L180 41V45H181ZM188 43L191 44L190 42H188ZM201 43H202V42H201ZM213 43H214V42H213ZM215 43H216V42H215ZM219 43H220V41H219ZM225 43H227V42H225ZM229 43H231V42H229ZM257 43H258V42H257ZM261 43H262V42H261ZM129 44L132 45L131 42H130ZM129 44H127V46H128ZM136 44H137V43H136ZM136 44H135V45H136ZM171 44H172V43H171ZM176 44H174V45H176ZM183 44H185V43H183ZM183 44H182V45H183ZM196 44H197V43H196ZM208 44H210V43L208 42ZM237 44H238V43H237ZM241 44H246V43H241ZM247 44H248V43H247ZM247 44H246V45H247ZM254 44H255V43H254ZM124 45H125V43H124ZM124 45H123V46H124ZM137 45H138V44H137ZM142 45H143V43H142ZM226 45H227V44H226ZM226 45H225V46H226ZM228 45H229V44H228ZM234 45H235V44H234ZM238 45H239V44H238ZM256 45H257V44H256ZM261 45H262V44H261ZM138 46H139V45H138ZM138 46H137V47H138ZM166 46H167V44H166ZM171 46H172V45H171ZM185 46H186V45H185ZM191 46H192V45H191ZM207 46H208V45H207ZM219 46H221V45H219ZM242 46H244V45H242ZM247 46H248V45H247ZM142 47H143V46H142ZM155 47H156V46H155ZM173 47H174V46H173ZM175 47H176V46H175ZM177 47H179V45H177ZM187 47H189V46H187ZM199 47H200V46H199ZM211 47H212V46H211ZM227 47H229V46H227ZM234 47H235V46H234ZM245 47H246V46H245ZM252 47H253V46H252ZM254 47H256V46H254ZM133 48H134V47H133ZM145 48H143V49H145ZM156 48H157V47H156ZM156 48H155V49H156ZM179 48H180V47H179ZM195 48H196V47H195ZM202 48L204 49V46H202ZM218 48H219V47H218ZM221 48H222V47H221ZM238 48H239V47H238ZM259 48H260V45H259ZM122 49H123V47H122ZM172 49H173V48H172ZM188 49H189V48H188ZM230 49H231V47H230ZM244 49H245V48H244ZM249 49H250V48H249ZM129 50H130V52H131V48H129ZM141 50H142V49H141ZM141 50H140V52H141ZM158 50L161 51V47H159ZM163 50H166V49H163ZM182 50H183V52H184V49H182ZM200 50H202V49H200ZM254 50H255V49H254ZM258 50H259V49H258ZM127 51H128V50H127ZM136 51H137V48H136L135 52H136ZM148 51H149V50H148ZM148 51H147V52H148ZM153 51H154V50H153ZM159 51H158V52H159ZM185 51H186V50H185ZM192 51H193V50H192ZM203 51L205 52V51H206V48H205V50H203ZM210 51H212V50H210ZM233 51H234V50H233ZM235 51H236V50H235ZM235 51H234V52H235ZM245 51H246V50H245ZM252 51H253V50H252ZM261 51L264 52V50H261ZM118 52H119V51H118ZM133 52H134V51H133ZM155 52H156V51H155ZM180 52H182V51H180ZM190 52H191V51H190ZM197 52H199V51H197ZM207 52H209V51H207ZM243 52H244V51H243ZM249 52H250V51H249ZM124 53H125V52H124ZM138 53H139V51L137 52V54H138ZM160 53H161V52H160ZM168 53H169V52H168ZM184 53H185V52H184ZM186 53H187V52H186ZM188 53H189V51H188ZM188 53H187V54H188ZM192 53H193V52H192ZM232 53H233V52H232ZM232 53H231V54H232ZM257 53H258V51H257ZM158 54H159V53H158ZM174 54H175V53H174V51H173V55H174ZM207 54H208V53H207ZM207 54H206V55H207ZM229 54H230V53H229ZM231 54H230V56H232ZM235 54H237V52H236ZM241 54H242V53H241ZM246 54H247V52H246ZM259 54L261 55L262 53H259ZM135 55H136V53H135ZM154 55H155V54L153 53V56H154ZM161 55H162V54H160L159 56H161ZM175 55H177V54H175ZM179 55H180V54H179ZM183 55H184V54H183ZM185 55H186V54H185ZM194 55H196V54H194ZM200 55H201V53H200ZM204 55H205V54H204ZM206 55H205V56H206ZM210 55H211V56H214L213 53L210 54ZM225 55H226V54H225ZM247 55H248V54H247ZM120 56H121V55H120ZM129 56H130V55H129ZM137 56H138V55H137ZM147 56H148V54H147ZM156 56H158V55H156ZM186 56H187V55H186ZM190 56H191V55H190ZM196 56H197V55H196ZM234 56H235V55H234ZM131 57H132V56H131ZM140 57H141V54H140ZM143 57H144V56H143ZM148 57H149V56H148ZM161 57H162V56H161ZM198 57H199V55H198ZM218 57H219V56H218ZM240 57H241V56H240ZM248 57H249V55H248ZM261 57H262V56H261ZM152 58H153V57H152ZM154 58H155V57H154ZM165 58H166V57H165ZM165 58H164V59H165ZM185 58H186V57H185ZM193 58H194V57H193ZM195 58H196V57H195ZM201 58H202V57H201ZM206 58H207V56H206ZM206 58H205V59H206ZM209 58H210V57H209ZM221 58H222V57H221ZM224 58H225V57H224ZM226 58H228V57H226ZM233 58H234V57H233ZM245 58H246V55H245ZM251 58H252V57H251ZM259 58H260V57H259ZM122 59H123V56H122ZM138 59H139V58H138ZM141 59H142V58H141ZM144 59H145V58H144ZM144 59H142V60H144ZM147 59H148V58H147ZM155 59H157V58H155ZM159 59H160V58H159ZM262 59H263V58H262ZM127 60H129V59H127ZM150 60H151V59H150ZM170 60H171V59H170ZM197 60H198V59H197ZM197 60L195 59V61H197ZM208 60H209V59H208ZM220 60H221V59H220ZM228 60H229V59H228ZM239 60H240V59H239ZM245 60H246V59H245ZM257 60H258V55H257ZM257 60L255 59V61H257ZM118 61H119V60H118ZM152 61H153V60H152ZM161 61H162V60H161ZM166 61H168V60L166 59ZM171 61H172V60H171ZM190 61H191V59H190ZM201 61H202V60H201ZM223 61H224V60L222 59V60H221V63H223ZM225 61H226V59H225ZM241 61H243V60H241ZM113 62H114V61H113ZM141 62H142V61H141ZM147 62H148V61H146L145 63H147ZM163 62H165V61L163 60ZM168 62H169V61H168ZM247 62H248V61H247ZM258 62H259V61H258ZM149 63H150V62H149ZM153 63H154V62H153ZM169 63H170V62H169ZM169 63H168V64H169ZM171 63H172V62H171ZM176 63H177V62H176ZM184 63H185V62H184ZM204 63H205V62H204ZM221 63H220V64H221ZM242 63H243V62H242ZM254 63H255V62H254ZM113 64H114V63H113ZM124 64H125V63H124ZM140 64H141V63H140ZM140 64H139V65H140ZM166 64H167V63H166ZM168 64H167V65H168ZM172 64H173V63H172ZM172 64H171L170 66H172ZM185 64H186V63H185ZM193 64H194V63H193ZM195 64H196V66H194V67H197V64H199V63H195ZM195 64H194V65H195ZM225 64H227V62L224 63V66H227V65H225ZM238 64H239V62H238ZM240 64H241V63H240ZM256 64H257V63H256ZM116 65H117V64H116ZM142 65H143V64H142ZM142 65H141V66H142ZM176 65H177V64H176ZM180 65H181V64H180ZM186 65H188V63H187ZM249 65H250V64H249ZM144 66H145V64H144ZM144 66H142V67H144ZM155 66H156V63H155ZM163 66H164V65H163ZM163 66H162V68H163ZM190 66H191V65H190ZM190 66H188V68H190ZM201 66H202V65H201ZM210 66H211V65H210ZM213 66H214V65H213ZM228 66H229V64H228ZM263 66H264V64H263ZM119 67H120V66H119ZM119 67H118V68H119ZM128 67H129V66H128ZM135 67H136V66H135ZM157 67H158V66H157ZM184 67H185V65H184ZM191 67H192V66H191ZM207 67H209V66H207ZM215 67H216V65H215ZM258 67H259V66H257L256 69H257ZM137 68H138V67H137ZM147 68H148V67H147ZM154 68H155V67H154ZM173 68H174V67H173ZM192 68H193V67H192ZM204 68H205V67H204ZM217 68H218V66H217ZM221 68H222V67H221ZM221 68H220V70H221ZM230 68H231V67H230ZM238 68H239V67H238ZM244 68H245V67H244ZM249 68H250V67H248V69H249ZM254 68H255V67H254ZM122 69H123V68H122ZM127 69H128V68H127ZM133 69H134V68H133ZM171 69H172V68H171ZM180 69H181V68H180ZM186 69H187V68H186ZM208 69H209V68H208ZM242 69H243V68H242ZM258 69H259V68H258ZM115 70H116V69H115ZM117 70H118V69H117ZM150 70H151V69H150ZM165 70H166V68H165ZM190 70H191V68H190ZM194 70H195V69H194ZM194 70H193V71H194ZM197 70H198V69H197ZM201 70H202V69L200 68V71H201ZM231 70H232V69H231ZM236 70H237V69H236ZM238 70H239V69H238ZM243 70H244V69H243ZM124 71H125V70H124ZM138 71H139V70H138ZM145 71H146V67H145ZM151 71H152V70H151ZM161 71H162V69H161ZM173 71H174V70H173ZM179 71H180V70H179ZM181 71H182V70H181ZM184 71H185V70H184ZM184 71H183V72H184ZM191 71H192V70H191ZM193 71H192V73H194ZM202 71H204V70H202ZM202 71H201V72H202ZM239 71H240V70H239ZM130 72H131V70H130ZM130 72H128V73H130ZM189 72H190V71H189ZM197 72H199V71H197ZM215 72H216V70H215ZM241 72H242V70H241ZM247 72H248V70H247ZM252 72H253V71H252ZM123 73H124V72H123ZM131 73H132V72H131ZM135 73H136V72H135ZM139 73H140V72H139ZM142 73H143V72H142ZM151 73H152V72H151ZM176 73H177V70H176ZM190 73H191V72H190ZM199 73H200V72H199ZM202 73H203V72H202ZM208 73H209V72H208ZM248 73H249V72H248ZM121 74H122V73H121ZM121 74H120V75H121ZM148 74H149V73H148ZM160 74H161V73H160ZM183 74H184V73H183ZM220 74H222V73H220ZM230 74H231V73H230ZM232 74H233V73H232ZM117 75H118V74H116V76H117ZM149 75H150V74H149ZM162 75H163V74H162ZM179 75H180V74H178V76H179ZM187 75H188V73H187ZM194 75H195V74H194ZM202 75H204V74H202ZM205 75H206V74H205ZM234 75H235V74H234ZM236 75H237V74H236ZM239 75H240V73H239ZM168 76H170V75H168ZM197 76H198V75H197ZM207 76H209V75L207 74ZM212 76H213V75H212ZM227 76H228V74H227ZM244 76H245V75H244ZM248 76H249V74H248ZM252 76H253V74H252ZM255 76H256V75H255ZM126 77H127V76H126ZM160 77H161V76H160ZM162 77H164V76H162ZM170 77H171V76H170ZM183 77H184V76H183ZM204 77H205V79H207L206 76H204ZM234 77H235V76H234ZM236 77H239V76H236ZM236 77H235V78H236ZM246 77H247V75H246ZM151 78H152V77H151ZM155 78L157 79L156 76H155ZM158 78H159V77H158ZM167 78H168V77H167ZM195 78L198 79L199 77H198V78L195 77ZM212 78H214V76H213ZM219 78H220V77H219ZM239 78H240V77H239ZM262 78H264V76H263ZM120 79H121V78H120ZM128 79H130V78H128ZM135 79H136V78H135ZM148 79H150V78H148ZM161 79H162V78H161ZM172 79H173V78H172ZM177 79H179V78H177ZM185 79H188L187 76H186ZM185 79H184V81H185ZM112 80H113V79H112ZM166 80H167V79H166ZM175 80H176V79H175ZM211 80H212V79H211ZM117 81H118V79H117ZM158 81H159V80H158ZM161 81H162V80H161ZM168 81H169V80H168ZM182 81H183V80H182ZM190 81H191V79H189V82H190ZM193 81H194V79H193ZM197 81H198V80H197ZM199 81H201V79H200ZM203 81H204V80H203ZM213 81H214V80H213ZM221 81H222V80H221ZM221 81H220V82H221ZM246 81H247V79H246ZM40 82H41V81H40ZM133 82H134V81H133ZM152 82H153V81H152ZM169 82H170V81H169ZM205 82H206V81H205ZM205 82H204V83H205ZM216 82H217V81H216ZM224 82H225V80H224ZM1 83H2V82H1ZM134 83H135V82H134ZM172 83H173V82H172ZM176 83H177V82H176ZM176 83H175V85H176ZM184 83H185V82H184ZM186 83H187V82H186ZM192 83H193V82H192ZM192 83H191V84H192ZM244 83H245V82H244ZM252 83H253V82H252ZM28 84H29V83H28ZM116 84H117V82H116ZM155 84H156V83H155ZM160 84H161V82H160ZM164 84H165V83H164ZM173 84H174V83H173ZM181 84H183V83H181ZM187 84H188V83H187ZM187 84H186V85H187ZM197 84H198V83H197ZM197 84H196V85H197ZM205 84H208V85H209V83H205ZM211 84H212V83H211ZM241 84H242V83H241ZM22 85H23V84H22ZM22 85H21V86H22ZM126 85H127V84H126ZM149 85H150V83H149ZM156 85H157V84H156ZM168 85H169V84H168ZM179 85H180V84H179ZM179 85H178V86H179ZM198 85H199V84H198ZM202 85H203V84H202ZM202 85H201V86H202ZM212 85H213V84H212ZM246 85H247V84H246ZM257 85H258V84H257ZM259 85H260V84H259ZM24 86H25V85H24ZM28 86H29V85H28ZM38 86H39V85H38ZM41 86H42V85H41ZM117 86H118V85H117ZM134 86H135V85H134ZM138 86H139V85H138ZM141 86H142V85H141ZM189 86H190V85H189ZM199 86H200V85H199ZM223 86H224V85H223ZM240 86H241V85H240ZM253 86H254V84H253ZM253 86H252V88H251V85L249 86V87H250V90H249V91H250V92H249L250 94H249V96L247 97V101H246V104H245V107H246V108H248V107H249V106L255 101L256 98H260V96H259V95H260V93H259V89H258L257 87L253 88ZM115 87H116V86H115ZM115 87H114V88H115ZM132 87H133V86H132ZM174 87H175V86H174ZM180 87H181V86H180ZM182 87H183V86H182ZM187 87H188V86H187ZM206 87H209V86H206ZM210 87H211V86H210ZM233 87H234V86H233ZM233 87H232V88H233ZM47 88H48V87H47ZM145 88H146V87H145ZM154 88H155V87H154ZM154 88H153V89H154ZM156 88H157V87H156ZM166 88H167V87H166ZM172 88H173V86H172ZM212 88H213V87H212ZM220 88H221V86H220ZM224 88H225V87H224ZM243 88H245V87L243 86ZM134 89H135V88H134ZM136 89H138V88H136ZM139 89H140V88H139ZM139 89H138V90H139ZM159 89H160V88H159ZM179 89H180V88H179ZM191 89H192V88H191ZM201 89H202V88H201ZM214 89H215V88H214ZM214 89H213V90H214ZM228 89H229V88H228ZM235 89H236V88H235ZM247 89H248V88L245 89V94H244V95H245V99H246L247 92H248ZM40 90H41V89H40ZM127 90H128V89H127ZM148 90H149V86H148ZM151 90H152V89H151ZM166 90H167V89H166ZM180 90H181V89H180ZM180 90H178V92H179ZM196 90H197V88L195 89V91H196ZM198 90H199V87H198ZM202 90H203V89H202ZM243 90H244V89H243ZM11 91H12V90H11ZM37 91H38V90H37ZM144 91H145V89H144ZM156 91H157V90H156ZM172 91H173V90H172ZM175 91H176V90H175ZM181 91H182V90H181ZM203 91H204V90H203ZM206 91H207V90H206ZM217 91H218V90H217ZM223 91H225V90H223ZM251 91H252V92H251ZM8 92H9V91H8ZM31 92H32V91H31ZM53 92H54V91H53ZM112 92H113V91H112ZM157 92H158V91H157ZM161 92H162V91H161ZM161 92H160V93H161ZM168 92H170V91H168ZM176 92H177V91H176ZM197 92H198V91H197ZM207 92H208V91H207ZM210 92L213 93L212 89H211ZM232 92H233V91H232ZM260 92H261V91H260ZM11 93H12V92H11ZM47 93H49V92H47ZM140 93H141V91H140ZM144 93H145V92H144ZM147 93H148V92H147ZM155 93H156V92H155ZM155 93H153V94H155ZM190 93H191V91H190ZM192 93H193V92H192ZM192 93H191V94H192ZM205 93H206V92H205ZM219 93H220V92H219ZM242 93H243V92H242ZM0 94H1V93H0ZM2 94H3V93H2ZM19 94H20V93H19ZM37 94H38V93H37ZM153 94H152V95H153ZM170 94H171V93H170ZM191 94H190V96H191ZM193 94H194V93H193ZM201 94H202V93H201ZM207 94H208V93H207ZM207 94H206V95H207ZM209 94H210V93H209ZM214 94H215V93H214ZM257 94H259V95H257ZM3 95H4V94H3ZM9 95H10V94H9ZM22 95H23V94H22ZM132 95H133V94H132ZM137 95H138V94H137ZM144 95H145V94H144ZM146 95H147V94H146ZM152 95H151V96H152ZM157 95H158V94H157ZM159 95H160V94H159ZM164 95H165V94H164ZM179 95H180V93H179ZM183 95L186 96L184 93H183ZM195 95H197V94H195ZM219 95L221 96V93H220ZM222 95H223V93H222ZM236 95H237V94H236ZM77 96H78V95H77ZM125 96H126V95H125ZM133 96H134V95H133ZM140 96H141V95H140ZM168 96H172V95H169V94H168ZM175 96H176V95H175ZM184 96H183V97H184ZM209 96H210V95H209ZM211 96H212V95H211ZM220 96H219V97H220ZM223 96H224V95H223ZM258 96H259V97H258ZM0 97H1V96H0ZM18 97H19V96H18ZM38 97H39V96H38ZM108 97H110V96L108 95ZM153 97H156V96H153ZM163 97H164V96H163ZM191 97H193V96H191ZM204 97H205V96H204ZM216 97H217V96H216ZM216 97H215V98H216ZM221 97H222V96H221ZM52 98H53V97H52ZM139 98H140V97H139ZM139 98H138V99H139ZM170 98L172 99L173 97H170ZM178 98H180V97H178ZM186 98H187V96H186ZM188 98H189V97H188ZM194 98H195V97H194ZM209 98L212 99L213 97H212V98L209 97ZM223 98H224V97H223ZM233 98H235V96H233L232 99H233ZM237 98L239 99V97H237ZM243 98H244V97H243ZM60 99H61V98H60ZM155 99H156V98H155ZM158 99H161V98L159 97ZM168 99H169V98H168ZM175 99H176V97L174 98V100H175ZM189 99H190V98H189ZM195 99H196V98H195ZM219 99L221 100V98H219ZM219 99H218V100H219ZM245 99H244V103H245ZM20 100H22V98H21ZM63 100H64V99H63ZM127 100H129V99H127ZM143 100H144V99H143ZM147 100H148V99H147ZM152 100H153V99H152ZM156 100H157V99H156ZM161 100H162V99H161ZM163 100H164V99H163ZM169 100H170V99H169ZM176 100H177V99H176ZM181 100L183 101V99L180 98V101H181ZM184 100H185V99H184ZM203 100H204V99H203ZM207 100H208V99H207ZM207 100H206V101H207ZM214 100H215V99H214ZM112 101H113V100H112ZM122 101H123V100H122ZM185 101H186V100H185ZM191 101H192V100H191ZM191 101H190V102H191ZM194 101H195V100H194ZM194 101H193V102H194ZM242 101H243V100H242ZM242 101H241V102H242ZM64 102H65V101H64ZM117 102H118V101H117ZM117 102H116V103H117ZM130 102H131V101H130ZM135 102H136V101H135ZM138 102H139V101H138ZM143 102H144V101H143ZM150 102H152V101H150ZM161 102H162V101H161ZM161 102H160V101L157 102L158 105H159ZM169 102H170V101H169ZM203 102H204V101H203ZM216 102H217V101H216ZM235 102H236V100H235ZM22 103H24V102H22ZM25 103H26V102H25ZM119 103H120V102H119ZM132 103H134V102H132ZM145 103H146V102H145ZM170 103H171V102H170ZM172 103H174V102H172ZM177 103H178V102H177ZM181 103H182V102H181ZM188 103H189V102H188ZM211 103H212V102H211ZM217 103H218V102H217ZM217 103H216V104H217ZM221 103H222V102H221ZM19 104H20V103H19ZM48 104H49V103H48ZM141 104H142V102H141ZM143 104H144V103H143ZM147 104H148V103H147ZM193 104L196 105L195 103H193ZM193 104L191 103V105H193ZM199 104H200V103H199ZM232 104H233V103H232ZM23 105H24V104H23ZM110 105H112V104L110 103ZM118 105H119V104H118ZM123 105H124V103H123ZM128 105H129V104H128ZM152 105H153V104H152ZM155 105H156V104H155ZM155 105H154V107H155ZM161 105H162V104H161ZM163 105L165 106V103H164ZM168 105H169V103H168ZM173 105H174V104H173ZM180 105H181V104H180ZM180 105H179V106H180ZM194 105H193V106H194ZM210 105H211V104H210ZM21 106H22V105H21ZM57 106H58V105H57ZM60 106H61V105H60ZM116 106H117V105H116ZM133 106H135V105H133ZM150 106H151V105H150ZM171 106H172V104H171ZM171 106H170V107H171ZM186 106H187L186 109H188V108H189L188 105L185 104V107H186ZM189 106H190V105H189ZM193 106H191V107H193ZM196 106H198V105H196ZM196 106H195V107H196ZM61 107H62V106H61ZM130 107H131V106H130ZM143 107H144V106H143ZM143 107H142V108H143ZM173 107H174V106H173ZM205 107H206V106H205ZM217 107H219V106H217ZM233 107H234V106H233ZM235 107H236V106H235ZM120 108H121V107H120ZM139 108H140V107H139ZM144 108H145V107H144ZM148 108H151V107H148ZM219 108H220V107H219ZM133 109H134V108H133ZM146 109H147V108H146ZM151 109H152V108H151ZM157 109H158V107H157ZM166 109H167V108H166ZM168 109H169V107H168ZM178 109H179V108H178ZM178 109H177V112H178ZM180 109H181V108H180ZM182 109H183V107H182ZM182 109H181V110H182ZM189 109H190V108H189ZM195 109H196V108H195ZM199 109H200V108H199ZM204 109H209V108L206 107V108H204ZM210 109H211V108H210ZM214 109H215V108H214ZM214 109H213V110L211 109V110L214 111ZM222 109H223V108H222ZM2 110H3V109H2ZM126 110H128V109H126ZM140 110H141V109H139L138 112H139ZM142 110H143V109H142ZM144 110H145V109H144ZM160 110H161V109H160ZM172 110H173V109H172ZM190 110H191V112H192V109H190ZM197 110H198V109H197ZM200 110H201V109H200ZM215 110H216V109H215ZM9 111H10V110H9ZM24 111H25V110H24ZM130 111H131V110H130ZM147 111L149 112V110H147ZM158 111H159V110H158ZM187 111H188V110H187ZM217 111H218V110H217ZM141 112H142V111H141ZM141 112H139V113H141ZM148 112H147V114H148ZM150 112H152V111H150ZM154 112H156V111H154ZM159 112H160V111H159ZM163 112H164V111H163ZM174 112H175V111H174ZM174 112H173V113H174ZM180 112H181L180 114H182V112H185V111H180ZM188 112H189V111H188ZM194 112H195V111H194ZM197 112H199V111H197ZM200 112H201V111H200ZM202 112H203V111H202ZM221 112H222V111H221ZM247 112L251 113V110H249V111H247ZM157 113H158V112H157ZM161 113H162V112H161ZM161 113H160V114H161ZM133 114H134V113H132V116H133ZM144 114H145V113L143 112L142 115H144ZM158 114H159V113H158ZM158 114H155V115H156V116H159ZM166 114H167V113H166ZM166 114H165L164 118H166V117L168 116V115H166ZM169 114H170V113H169ZM171 114H172V113H171ZM180 114H179V115H180ZM187 114H188V113H187ZM190 114H191V113H190ZM190 114H189V115H190ZM203 114H204V113H203ZM206 114H207V113H206ZM208 114H209V112H208ZM210 114L213 115L212 113H210ZM221 114H222V113H221ZM247 114H248V113H247ZM251 114H252V113H251ZM127 115H128V114H127ZM148 115H149V114H148ZM148 115H147V116H148ZM150 115H152V114H150ZM155 115H154V116H155ZM174 115H177V114L175 113ZM179 115H178V116H179ZM183 115H184V114H183ZM236 115H237V114H236ZM248 115H250V114H248ZM129 116H130V115H129ZM144 116H145V115H144ZM156 116H155V117H156ZM161 116H163V115H161ZM172 116H173V115H172ZM172 116H170V117H172ZM180 116H181V115H180ZM201 116H202V115H201ZM250 116H253V115H250ZM140 117H141V116H140ZM159 117H160V116H159ZM170 117H169V118H170ZM176 117H177V116H176ZM187 117H188V116H187ZM191 117H192V116H191ZM198 117H199V116H198ZM209 117H211V116H209ZM215 117H216V115H215ZM222 117H223V116H222ZM132 118H134V117H132ZM148 118H149V116H148ZM148 118H144L143 122L145 121V119H148ZM150 118H151V117H150ZM152 118H153V117H152ZM164 118H163V119H164ZM179 118H186V116H185V117H179ZM204 118H205V117H204ZM129 119H130V118H129ZM129 119H128V120H129ZM134 119H135V118H134ZM138 119H139V118H138ZM153 119H154V118H153ZM153 119H152V120H153ZM194 119H195V118H194ZM196 119H197V118H196ZM207 119H209V118H207ZM219 119H221V118H219ZM229 119H230V118H229ZM118 120H119V119H118ZM125 120H126V118H125ZM154 120H155V119H154ZM154 120L151 121V122H154ZM165 120H167V118H166ZM165 120H164V122H165ZM172 120H174V119L172 118ZM189 120H190V119H189ZM189 120H187V123H188ZM221 120H222V119H221ZM159 121H160V120H159ZM161 121H162V119H161ZM176 121H177V119H176ZM180 121H181V119H180ZM180 121H179V123H180ZM192 121H193V120H192ZM198 121H199V119H198ZM216 121H217V120H216ZM216 121H215V123H216ZM219 121H220V120H219ZM235 121H236V119H235ZM245 121H247V120H245ZM66 122H67V121H66ZM122 122H123V121H122ZM122 122H121V123H122ZM126 122H127V121H126ZM136 122H137V121H136ZM136 122H135V123H136ZM139 122H140V120H139ZM139 122H138V123H139ZM141 122H142V121H141ZM147 122L149 123V120H147ZM157 122H158V121H157ZM157 122H155V123H157ZM162 122H163V121H162ZM169 122H170V120H169ZM173 122H174V121H173ZM195 122H197V121H195ZM220 122H221V121H220ZM231 122H232V121H231ZM256 122H258V123H257V124H254V127H255V128H254L253 126L250 127V133H252V132H256L257 129H261V128L264 126V125H262V126L260 125V124H264V123H261V122H262L261 120L257 119ZM10 123L12 124V122H10ZM160 123H161V122H160ZM166 123H167V122H166ZM176 123H177V122H176ZM181 123H182V122H181ZM187 123H186V127H187ZM238 123H239V122H238ZM153 124H154V123H153ZM157 124H158V123H157ZM162 124H163V123H162ZM170 124H171V123H170ZM170 124H169V125H170ZM236 124H237V123H236ZM22 125H23V124H22ZM121 125H122V124H121ZM121 125H120V126H121ZM145 125H146V124H145ZM145 125H144V126H145ZM148 125H150V124H148ZM154 125H155V124H154ZM154 125H153V126H154ZM166 125H167V124H166ZM169 125H167V126H168V129L172 130V127H170L171 125H170V126H169ZM178 125H179V124H178ZM182 125H183V123H182ZM194 125H195V124H194ZM214 125H216V124H214ZM218 125H219V124H218ZM20 126H21V125H20ZM117 126H118V125H117ZM135 126H136V125H135ZM138 126H139V125H138ZM140 126H142V123L140 124ZM144 126H143V127H144ZM161 126H162V125H161ZM163 126H164V124H163ZM174 126H175V125H174ZM205 126H206V125H205ZM212 126H213V123H212ZM236 126H237V125H236ZM259 126H260V127H259ZM8 127H9V126H8ZM14 127H15V126H14ZM24 127H25V126H24ZM118 127H119V126H118ZM143 127H141V129H142ZM164 127H165V126H164ZM206 127H207V126H206ZM220 127H221V126H220ZM220 127H219V128H220ZM239 127H240V126H239ZM132 128H133V126L131 127V129H132ZM137 128H138V127H137ZM148 128H149V127H148ZM148 128H147V129H148ZM175 128H176V127H175ZM175 128H174V129H175ZM179 128H180V127H179ZM192 128H193V127H192ZM192 128H191V129H192ZM223 128H224V127H223ZM237 128H238V127H237ZM245 128H246V127H245ZM245 128H244V130H245ZM251 128H252V129H251ZM21 129H22V127H21ZM21 129L18 130V127H17V132H18V131L20 132ZM116 129H117V128H116ZM116 129H115V130H116ZM123 129H124V126H123ZM135 129H136V127H135ZM145 129H146V128H145ZM194 129H195V128H194ZM234 129H235V128H234ZM240 129H241V128H240ZM247 129H249V128H247ZM7 130H8V129H7ZM9 130H10V129H9ZM15 130H16V129H15ZM151 130H152V129H151ZM157 130H158V129H157ZM160 130H161V129H160ZM166 130H167V128H166ZM209 130H210V129H209ZM235 130H236V129H235ZM241 130H242V129H241ZM12 131H13V130H12ZM119 131H121V130L119 129ZM133 131H134V130H133ZM135 131H136V130H135ZM135 131H134V132H135ZM146 131L148 132V130H146ZM155 131H156V130H155ZM155 131H154V132H155ZM163 131H164V130H162V132H163ZM180 131H181V128H180ZM180 131H179V133H180ZM186 131H187V129H186ZM186 131H185V132H186ZM191 131H192V130H191ZM199 131H200V130H199ZM202 131H203V130H202ZM223 131H224V130H223ZM237 131H238V130H237ZM246 131H247V130H246ZM111 132H112V131H111ZM121 132H122V131H121ZM137 132H138V131H137ZM139 132H140V130H139ZM142 132H143V131H142ZM174 132H177L176 129H175ZM182 132H183V131H182ZM192 132H193V131H192ZM196 132H197V131H196ZM212 132H214V131H212ZM242 132H243V131H242ZM116 133H117V131H116ZM119 133H120V132H119ZM168 133H169V132H168ZM129 134H130V133H129ZM166 134H167V133H166ZM169 134H170V133H169ZM171 134L175 135V134L172 133V132H171ZM181 134H182V133H181ZM183 134H185V133H183ZM186 134H187V133H186ZM191 134H192V133H190V135H191ZM210 134H211V133H210ZM219 134H220V133H219ZM222 134H224V133H222ZM111 135H112V134H111ZM120 135H121V133H120ZM124 135H125V134H124ZM138 135H139V134H138ZM154 135H155V133H154ZM159 135H160V134H159ZM164 135H165V134H164ZM178 135H179V134H178ZM188 135H189V134H188ZM202 135H203V134H202ZM106 136H108V134H107ZM112 136H113V135H112ZM196 136H197V135H196ZM196 136H194V137H196ZM199 136H200V134H199ZM199 136H198L197 138H199ZM212 136H213V135H212ZM110 137H111V136H110ZM137 137H138V136H137ZM151 137H152V136H151ZM161 137H162V136H161ZM180 137H181V136H180ZM180 137H179V138H180ZM210 137H211V135H210ZM227 137H228V136H227ZM125 138H126V137H125ZM129 138H130V137H129ZM146 138H147V137H146ZM173 138H174V137H173ZM179 138H178V139H179ZM182 138H183V137H182ZM184 138L186 139V137H184ZM191 138H192V137H191ZM202 138H204V137H202ZM139 139H140V138H139ZM200 139H201V138H200ZM200 139H199V140H200ZM212 139H213V138H212ZM212 139H211V140H212ZM0 140H1V138H0ZM119 140H121V139H119ZM150 140H151V139H150ZM203 140H204V139H203ZM104 141H105V140H104ZM123 141H124V140H123ZM169 141L171 142V138H170ZM174 141H175V140H174ZM176 141H178V140L176 139ZM183 141H184V140H183ZM190 141H192V140H190ZM204 141H205V140H204ZM207 141H208V140H207ZM212 141H214V139H213ZM220 141H221V140H220ZM111 142H112V141H111ZM127 142H128V141H127ZM143 142H144V141H143ZM156 142H157V141H156ZM160 142H162V141L160 140ZM180 142H181V141H180ZM197 142H198V141H197ZM113 143H114V142H113ZM120 143H121V142H120ZM148 143H149V142H148ZM165 143H166V142H165ZM165 143H164V145H165ZM181 143H182V142H181ZM207 143H209V142H207ZM207 143H206V144H207ZM106 144H107V143H106ZM114 144H115V143H114ZM125 144H126V143H125ZM136 144H137V143H136ZM136 144H135V145H136ZM161 144H162V143H161ZM177 144H178V143H177ZM192 144H193V143H192ZM108 145H109V144H108ZM111 145H112V144H110V146H111ZM117 145H118V144H117ZM143 145H144V144H143ZM151 145H152V144H151ZM156 145H157V144H156ZM156 145H155V146H156ZM168 145H169V144H168ZM178 145H179V144H178ZM194 145H195V144H194ZM216 145H217V144H216ZM216 145H215V146H216ZM162 146H163V145H162ZM197 146H198V145H197ZM197 146H196V147H197ZM202 146H203V145H202ZM205 146H206V145H205ZM105 147H106V146H105ZM132 147H133V146H132ZM135 147H136V146H135ZM148 147H149V146H147V148H148ZM196 147H195V148H196ZM45 148H46V147H45ZM107 148H108V147H107ZM117 148H118V147H117ZM126 148H127V147H126ZM136 148H138V147H136ZM145 148H146V147H145ZM147 148H146V149H147ZM151 148H152V146H151ZM159 148H160V147H159ZM176 148H177V147H176ZM180 148H181V147H180ZM183 148H184V147H183ZM190 148H191V147H190ZM215 148H216V147H215ZM124 149H125V148H124ZM128 149H129V148H128ZM141 149H142V148H141ZM149 149H150V148H149ZM187 149H188V148H187ZM196 149H198V148H196ZM109 150H110V149H109ZM112 150H113V149H112ZM132 150H133V149H132ZM154 150H155V149H154ZM154 150H153V151H154ZM157 150H158V152H159V149H157ZM157 150H156V152H157ZM179 150H180V149H179ZM208 150H209V149H208ZM213 150H214V149H213ZM57 151H58V150H57ZM118 151H119V150H118ZM129 151H131V150H129ZM138 151H139V150H138ZM176 151H177V150H176ZM190 151L192 152V150H190ZM202 151H203V150H202ZM209 151H210V150H209ZM114 152H115V148H114ZM124 152H127V151H124ZM142 152H143V151H142ZM142 152H141V153H142ZM147 152H149V150H148ZM150 152H151V151H150ZM180 152H181V151H180ZM186 152H187V151H186ZM198 152H199V151H198ZM217 152H218V151H217ZM111 153H112V152H111ZM118 153H119V152H118ZM141 153H140V155H141ZM183 153H184V152H183ZM203 153H204V152H203ZM218 153H219V152H218ZM113 154H114V153H113ZM126 154L128 155V153H126ZM136 154H137V153H136ZM138 154H139V153H138ZM156 154H157V153H156ZM158 154H160V153H158ZM167 154H169V151H168ZM192 154H193V153H192ZM212 154H214V153L212 152ZM111 155H112V154H111ZM119 155H120V154H119ZM121 155H122V154H121ZM124 155H125V154H124ZM124 155H123V156H124ZM129 155H130V154H129ZM129 155H128V156H129ZM144 155H145V153H144ZM195 155H197V154H195ZM100 156H101V155H100ZM116 156H117V155H116ZM128 156H126V157H128ZM136 156H137V155H136ZM142 156H143V155H142ZM163 156H164V155H163ZM167 156H168V155H167ZM174 156H176V155H174ZM180 156L183 157V155H180ZM180 156H179V157H180ZM212 156H213V155H212ZM221 156H222V155H221ZM221 156H220V157H221ZM126 157H125V158H126ZM132 157H133V156H132ZM143 157H144V156H143ZM152 157H153V156H152ZM156 157H157V156H156ZM208 157H209V156H208ZM128 158H129V157H128ZM130 158H131V156H130ZM141 158H142V157H141ZM174 158H175V157H174ZM174 158H173V159H174ZM193 158H194V157H193ZM193 158H192V160H193ZM98 159H99V158H98ZM107 159H108V157H107ZM119 159H121V156H120ZM139 159H140V158H139ZM150 159H152V158L150 157ZM154 159H155V157H154ZM161 159H162V158H161ZM165 159H166V158H165ZM182 159H183V158H182ZM185 159H186V158H185ZM188 159H189V157H188ZM112 160H113V159H112ZM124 160H126V159H124ZM124 160H123V161H124ZM133 160H134V159H133ZM135 160H136V159H135ZM148 160H149V159H148ZM158 160H159V159H158ZM170 160H172V159H170ZM178 160H179V159H178ZM198 160H199V159H198ZM98 161H99V160H98ZM98 161H97V162H98ZM131 161H132V160H131ZM144 161H145V160H144ZM151 161H152V160H151ZM162 161H163V160H162ZM186 161H187V160H186ZM193 161H194V160H193ZM193 161H192V162H193ZM215 161H216V160H215ZM135 162H136V161H135ZM157 162H158V161H157ZM175 162H177V161H175ZM181 162H182V161H181ZM184 162H185V161H184ZM187 162H188V161H187ZM203 162H204V161H203ZM206 162H207V161H206ZM208 162H209V161H208ZM210 162H211V161H210ZM218 162H220V161H218ZM115 163H116V162H115ZM141 163L144 164V163H146V162H141ZM161 163H163V162H161ZM165 163H166V165H168L167 162H165ZM170 163H171V162H170ZM185 163H186V162H185ZM108 164H109V162H108ZM111 164H112V163H111ZM124 164H125V163H124ZM124 164H123V165H124ZM130 164H131V163H130ZM137 164H138V163H137ZM155 164H157V163H155L154 161H152L151 164H150V165H153V168L150 169V170H151V173H150V174H151V178L149 179V182H148L149 185H148V188H147V193H148V196L151 195V202H152V203H154V202L156 201V190H157V189H156V185H151V180H152L153 175H154L156 172H158V174H161V175H164V174H167V175H168L169 173H171V170H169L168 173H164L163 171H162V172L155 171V170H156V165H155ZM159 164H160V163H159ZM159 164H158V165H159ZM193 164H194V163H193ZM144 165H145V164H144ZM163 165H164V164H163ZM169 165H170V164H169ZM180 165H181V164H180ZM196 165H197V164H196ZM215 165H216V164H215ZM218 165H219V164H218ZM106 166H107V165H106ZM116 166H117V165H116ZM171 166H172V165H171ZM174 166H175V165H174ZM190 166H192V165H190ZM108 167H109V166H108ZM141 167H142V166H141ZM143 167H144V166H143ZM143 167H142V168H143ZM162 167H163V166H162ZM165 167H166V166H165ZM167 167H168V166H167ZM167 167H166V169H167ZM176 167H177V166H176ZM214 167H215V166H214ZM117 168H118V167H117ZM119 168H120V165H119ZM121 168H122V167H121ZM174 168H175V167H174ZM174 168H172V169H174ZM183 168H184V166H183ZM204 168H205V167H204ZM122 169H123V168H122ZM138 169H139V168H138ZM160 169H161V168H160ZM164 169H165V168H164ZM166 169H165V171H166ZM184 169H185V168H184ZM117 170H119V169H117ZM191 170H192V169H191ZM202 170H205V169H202ZM208 170H209V169H208ZM0 171H1V170H0ZM129 171L131 172L130 169H129ZM139 171H140V170H139ZM147 171H148V170H147ZM172 171H173V170H172ZM184 171H185V170H184ZM220 171H221V170H220ZM135 172H137V171H135ZM176 172H177V171H176ZM221 172H222V171H221ZM221 172H220V173H221ZM109 173H110V172H109ZM111 173H112V172H111ZM172 173H173V172H172ZM180 173H181V172H180ZM189 173H190V172H189ZM200 173H201V172H200ZM204 173H205V172H204ZM174 174H175V173H174ZM187 174H188V173H187ZM194 174H195V173H194ZM13 175H14V174H13ZM129 175H130V173H129ZM189 175H190V174H189ZM198 175H199V174H198ZM5 176H6V175H5ZM103 176H104V175H103ZM132 176H133V175H132ZM137 176H139V174H138ZM145 176H146V175H145ZM164 176L166 177V175H164ZM164 176H163V177H164ZM184 176H185V175H184ZM187 176H188V175H187ZM187 176H186V177H187ZM195 176H196V175H195ZM8 177H9V176H8ZM16 177H17V176H16ZM118 177H119V176H118ZM149 177H150V176H149ZM154 177H155V176H154ZM175 177H176V176H175ZM182 177H183V176H182ZM190 177H191V175H190ZM2 178H3V177H2ZM120 178H121V176H120ZM132 178H133V177H131V179H132ZM138 178H139V177H138ZM140 178H141V177H140ZM176 178H177V177H176ZM183 178H184V177H183ZM99 179H100V178H99ZM180 179H181V178H180ZM207 179H208V178H207ZM216 179H217V178H216ZM128 180H129V178H128ZM165 180H166V179H165ZM178 180H179V179H178ZM125 181H127V179H126ZM131 181H132V180H131ZM131 181H130V182H131ZM147 181H148V180H147ZM163 181H164V180H163ZM163 181H162V182H163ZM180 181H181V180H180ZM180 181H179V182H180ZM182 181H183V180H182ZM182 181H181V182H182ZM184 181H185V182H184V186L189 188V185H188V182H189V181H187V180H184ZM193 181H195V179H193ZM137 182H139V181H137ZM141 182H143V181H141ZM159 182H160V181H158V184H159ZM164 182H166V181H164ZM164 182H163V183H164ZM167 182H168V181H167ZM169 182H170V181H169ZM181 182H180V183H181ZM12 183H13V182H12ZM97 183H98V182H97ZM116 183H117V182H116ZM154 183H155V182H154ZM99 184H100V183H99ZM139 184H140V183H139ZM139 184H138V185H139ZM141 184H142V183H141ZM175 184H176V183H175ZM178 184H179V183H178ZM181 184H182V183H181ZM16 185H17V183H16ZM100 185H101V184H100ZM112 185H113V184H112ZM112 185H111V186H112ZM118 185H119V184H118ZM142 185H143V184H142ZM169 185H170V184H169ZM179 185H180V184H179ZM95 186H96V185H95ZM158 186H159V185H158ZM160 186H162V185H160ZM160 186H159V187H160ZM173 186H174V185H173ZM173 186H172V187H173ZM177 186H178V185H177ZM12 187H13V186H12ZM106 187H107V185H106ZM122 187H123V186H122ZM170 187H171V186H170ZM172 187H171V188H172ZM178 187H180V186H178ZM16 188H17V187H16ZM96 188H97V187H96ZM107 188H108V187H107ZM162 188H163V187H162ZM162 188H161V189H162ZM165 188H166V187H165ZM165 188H164V189H165ZM174 188H175V187H174ZM183 188H184V187H183ZM97 189H98V188H97ZM115 189H116V188H115ZM130 189H131V188H130ZM161 189H160V190H161ZM166 189H167V188H166ZM177 189L180 190L179 188H177ZM17 190H18V189H17ZM98 190H99V189H98ZM111 190H113V188H112ZM122 190H123V189H122ZM160 190L158 189V191H160ZM168 190H169V189H168ZM14 191H15V190H14ZM102 191H103V190H102ZM106 191H107V190H106ZM109 191H110V190H109ZM128 191H129V188H128ZM137 191H138V190H137ZM144 191H145V189H144ZM162 191H163V190H162ZM170 191H171V190H170ZM174 191H175V190H174ZM174 191H173V193H175ZM94 192H95V191H94ZM117 192H119V191H114L112 194H110V195H111V201H110V204H109V210H112V208L115 209V207H114V200H115V197H116V193H117ZM122 192H126V191H122ZM134 192H136V191H134ZM177 192H178V191H177ZM179 192H180V191H179ZM183 192H184V190H183ZM16 193H17V192H15V194H16ZM92 193H93V192H92ZM161 193H162V192H160V194H161ZM164 193H165V192H164ZM185 193H186V192H185ZM15 194H13V195H15ZM103 194H104V192H103ZM134 194H135V193H134ZM139 194H141V192H140ZM165 194H166V193H165ZM167 194H168V193H167ZM169 194H170V193H169ZM176 194H177V193H176ZM198 194H199V193H198ZM203 194H204V193H203ZM13 195H12V196H13ZM16 195H17V194H16ZM117 195H118V194H117ZM170 195H171V194H170ZM184 195H185V194H184ZM192 195H193V194H192ZM2 196H3V195H2ZM4 196H5V194H4ZM96 196H97V195H96ZM118 196H120V195H118ZM122 196H123V195H121V197H122ZM143 196H144V195H143ZM168 196H169V195H168ZM168 196H167V197H168ZM171 196H174V195H171ZM171 196H170V197H171ZM181 196L183 197V195H181ZM123 197H124V196H123ZM136 197H137V196H136ZM140 197H141V195H140ZM157 197H159V196H157ZM160 197H161V196H160ZM163 197H164V194H163ZM163 197H161V198H163ZM182 197H181V198H182ZM184 197H185V196H184ZM138 198H139V197H138ZM138 198H137V199H138ZM147 198H148V197H147ZM168 198H169V197H168ZM172 198H173V197H172ZM175 198H177V197H175ZM195 198H196V197H195ZM1 199H2V198H1ZM25 199H26V198H25ZM104 199H106V198H103V197H100V198H99V200H104ZM133 199H134V198H133ZM143 199H144V198H143ZM143 199H142V200H143ZM149 199H150V198H149ZM159 199H160V198H159ZM159 199H158V200H159ZM163 199H164V198H163ZM183 199H184V198H183ZM198 199H199V198H198ZM200 199H202V198H200ZM203 199H204V198H203ZM203 199H202V200H203ZM127 200H128V199H127ZM139 200H141V199L139 198ZM144 200H145V199H144ZM147 200H148V199H147ZM164 200H165V199H164ZM166 200H167V199H166ZM168 200H169V199H168ZM171 200H172V199H171ZM189 200H190V199H189ZM207 200H208V199H207ZM213 200H214V199H213ZM0 201H1V200H0ZM6 201H7V200H6ZM6 201L4 202V204L6 203ZM12 201H13V200H12ZM134 201H135V200H134ZM180 201H181V200H180ZM186 201H187V200H186ZM196 201H197V199H196ZM211 201H212V199H211ZM2 202H3V201H1V203H2ZM36 202H37V201H36ZM138 202H139V201H137V203H138ZM159 202H161V200H159ZM159 202H158V203H159ZM163 202H164V201H163ZM166 202H167V201H166ZM193 202H194V201H193ZM193 202L191 201V202H189V203H187V204H185V203L182 204V203H181V204L179 205V207H177V209L171 211V214H172V213L175 214V215H173L172 218L170 219V221H172V227H178L179 230L181 231V230H183V229L185 228V226H187V224L189 225V223H190V220H189V219H190V218H193L194 215H197V214H198L197 211H198V210L200 209V207L202 206V204H201V206L199 205L200 207H199V209H197V206H196L195 204H193ZM201 202H202V201H201ZM203 202H204V201H203ZM206 202H207V201H206ZM7 203L9 204V202H7ZM118 203H119V201H118ZM131 203H132V201H131ZM135 203H136V202H135ZM141 203H142V202H141ZM174 203L178 204L179 201H178V203H177V201H175ZM212 203H213V202H212ZM10 204H11V203H10ZM36 204H37V203H36ZM101 204H102V203H101ZM129 204H130V203H129ZM138 204H139V203H138ZM138 204H137V205H138ZM160 204H161V203H160ZM196 204H197V203H196ZM1 205H2V204H1ZM39 205H40V204H39ZM120 205H121V203H120ZM122 205H124V204L122 203ZM122 205H121V206H122ZM131 205H133V204H131ZM139 205H140V204H139ZM168 205H170V204H168ZM204 205H205V204H204ZM117 206H118V204H117ZM124 206H125V205H124ZM144 206H145V204H144ZM148 206H150V205H148ZM148 206H147V207H148ZM165 206H166V205H165ZM2 207H3V206H2ZM96 207H97V206H96ZM105 207H106V206H105ZM128 207H129V206H128ZM134 207H135V206H133V207H131V208H134ZM141 207H142V205H141ZM147 207H146V208H147ZM160 207H161V206H160ZM210 207H211V206H210ZM0 208H1V207H0ZM5 208H6V207H5ZM9 208H10V207H9ZM117 208H118V207H117ZM120 208H121V207H120ZM120 208H119V209H120ZM124 208H126V207H124ZM154 208H156V206L153 207V208H151V210H153ZM173 208H174V207H173ZM207 208H208V207H207ZM7 209H8V208H7ZM34 209H35V208H34ZM142 209H144V208H142ZM205 209H206V208H205ZM1 210H2V209H1ZM1 210H0V212H1ZM10 210H11V209H10ZM109 210H108V211H109ZM120 210H121V209H120ZM131 210H132V209H131ZM138 210H139V209H138ZM140 210H141V209H140ZM148 210H149V209H148ZM157 210H160V209L158 208ZM157 210H156V211H157ZM11 211H13V210H11ZM105 211H106V209H105ZM117 211L119 212V210H117ZM126 211H127V208H126ZM132 211H134V210H132ZM145 211H146V210H145ZM145 211L143 210V212H145ZM161 211H162V209H161ZM166 211H167V210H166ZM199 211H200V210H199ZM204 211H205V210H204ZM204 211H203V212H204ZM3 212H4V211H3ZM8 212H10V211H8ZM106 212H107V211H106ZM114 212H115V211H114ZM114 212H112V214H113ZM130 212H131V211H130ZM136 212H137V211H136ZM138 212H139V211H138ZM141 212H142V211H141ZM201 212H202V211H201ZM17 213H18V212H17ZM25 213H26V211H25ZM132 213H133V212H132ZM147 213H148V212H147ZM151 213H152V212H151ZM151 213H150V214H151ZM153 213H154V210H153ZM159 213H160V212H159ZM161 213H162V212H161ZM167 213H168V212H167ZM167 213H166V214H167ZM15 214H16V213H15ZM15 214H13V215H15ZM112 214L110 213V215H112ZM115 214H117V212H115ZM115 214H114V215H115ZM126 214H127V213H126ZM139 214H140V213H139ZM143 214H145V213H143ZM2 215L5 216V214H3V213H2ZM9 215H10V213H9ZM9 215H8V216H9ZM124 215H125V214H124ZM128 215H129V214H128ZM131 215H132V214H131ZM161 215H162V214H161ZM161 215H159V214L157 215L156 212H155V214L149 215L148 217L161 216ZM163 215H164V214H163ZM205 215H206V214H205ZM30 216H31V215H30ZM115 216H116V215H115ZM126 216H127V215H126ZM143 216H144V215H142L141 217H143ZM192 216H193V217H192ZM2 217H3V216H2ZM13 217H14V216H13ZM15 217H16V216H15ZM118 217H119V216H118ZM133 217H134V215H133ZM135 217H136V216H135ZM166 217H167V216H166ZM9 218H10V217H9ZM27 218H28V217H27ZM114 218H115V217H114ZM120 218H121V217H120ZM1 219H2V218H1ZM12 219H13V218H12ZM14 219H15V218H14ZM28 219H29V218H28ZM125 219H126V218H125ZM125 219H124V220H125ZM127 219H128V218H127ZM134 219H135V218H134ZM146 219H147V218H146ZM149 219H150V218H149ZM162 219H163V218H162ZM167 219H168V221H169V218H167ZM15 220H16V219H15ZM42 220H43V219H42ZM132 220H133V219H132ZM156 220H157V219H156ZM173 220H174V221H173ZM4 221H5V219H4ZM7 221H8V220H7ZM16 221H17V220H16ZM110 221H111V220H110ZM115 221L117 222V221H120V220H116V219H115ZM121 221H122V220H121ZM141 221H142V219H141ZM147 221H149V223H150V220H147ZM147 221L145 220V222H147ZM2 222H3V221H2ZM112 222H113V221H112ZM123 222H124V221H123ZM123 222H122V223H123ZM143 222H144V221H143ZM143 222H142V223H143ZM165 222H166V221H165ZM5 223H7V222H5ZM8 223H9V222H8ZM12 223H13V222H12ZM135 223H137V222H135ZM40 224H41V223H40ZM109 224H110V222H109ZM147 224H148V223H147ZM170 224H171V222H170ZM10 225H11V223H10ZM137 225H138V224H137ZM154 225H157V224L154 223ZM166 225H168V224H166ZM2 226H3V225H2ZM120 226L122 227V225H120ZM11 227H12V225H11ZM165 227L167 228V226H165ZM6 228H7V227H6ZM117 228H118V227H117ZM1 229H2V228H1ZM7 229H9V228H7ZM7 229H6V230H7ZM156 229H157V228H156ZM6 230H3V231H6ZM130 230H131V229H130ZM130 230H129V233H130ZM135 230H136V229H135ZM137 230H138V228H137ZM163 230H164V229H163ZM142 231H143V228H142V227L139 228V233L137 232V233L139 234V236H142V235H141V232H142ZM168 231H170L169 228H168ZM1 232H2V231H1ZM125 232H126V231H125ZM127 232H128V231H127ZM157 232H158V231H157ZM152 233H153V232H152ZM168 233H171V232H168ZM181 233H182V232H181ZM2 234H3V233H2ZM2 234H1V235H2ZM115 234H116V233H115ZM4 235H6V234H4ZM8 235H9V234H8ZM135 235H136V234H135ZM170 235H171V234H170ZM115 236H116V235H115ZM137 236H138V235H137ZM162 236H163V235H162ZM164 236H165V235H164ZM167 236H168V235H167ZM171 236H172V235H171ZM175 236H176V235H175ZM112 237H114V236H112ZM120 237H121V236H120ZM131 237H132V235H131ZM40 238H41V237H40ZM128 238H129V237H128ZM141 238H142V237H141ZM156 238H157V237H156ZM156 238H155V239H156ZM169 238H170V237H169ZM1 239H2V238H1ZM112 239H113V238H112ZM117 239H118V238H117ZM158 239H159V238H158ZM153 240H154V239H153ZM160 240H161V238H160ZM173 240H174V239H173ZM132 241H134V240H132ZM35 243H36V242H35ZM40 243H41V242H40ZM121 243H122V242H121ZM124 244H125V243H124ZM128 244H129V242H128ZM135 244H136V243H135ZM161 244H162V242H161ZM43 245H44V244H43ZM117 245H118V242H117ZM119 245H120V244H119ZM132 245H133V244H132ZM140 245H141V244H140ZM111 246H113V245L111 244ZM127 246H128V245H127ZM124 247H125V245H124ZM50 248H51V247H50ZM52 248H53V247H52ZM89 248H90V247H89ZM53 249H54V248H53ZM55 249H57V248H55ZM55 249H54V250H55ZM109 249H110V247H109ZM118 249H119V247H118ZM121 249H122V248H121ZM104 250H105V249H104ZM25 251H26V250H25ZM50 251H51V250H50ZM123 251H124V249H123ZM123 251L121 250V252H123ZM58 252H59V251H58ZM112 252H113V250H112ZM49 253H50V252H49ZM51 253H52V252H51ZM54 253L56 254V252H54ZM54 253H53V255H54ZM114 253H115V252H114ZM116 253H118V252H116ZM46 254H48V253H46ZM3 255H4V254H3ZM50 255H51V254H50ZM53 255H52V256H53ZM56 255H57V254H56ZM116 255H117V254H116ZM173 255H174V254H173ZM122 257H123V256H122ZM228 257H229V256H228ZM113 259H114V258H113ZM116 259H117V257H116ZM0 261H1V260H0ZM111 261H112V260H111ZM48 263H49V262H48ZM51 263H52V262H51ZM6 264H7V263H6ZM111 264H115V261H114V263H111Z\"/></svg>",
  "mask_w": 264,
  "mask_h": 264
}]
</instances>
